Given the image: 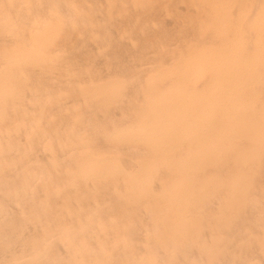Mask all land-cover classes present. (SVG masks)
I'll return each mask as SVG.
<instances>
[{"label":"rangeland","instance_id":"obj_1","mask_svg":"<svg viewBox=\"0 0 264 264\" xmlns=\"http://www.w3.org/2000/svg\"><path fill=\"white\" fill-rule=\"evenodd\" d=\"M104 1H103L104 4H102V0H0V2H2V4L0 3L1 4L0 5V12H1V14H0V27H1L0 32L2 31V32H5L7 34L6 35L5 33H0L1 34L0 40H2L3 34L6 36L9 35V37H6V36L3 37V38H6L5 42H3L4 39L0 42V61H1L0 62V65H1L0 66L1 67V69H0V136H1L0 148H3V149H0V155L3 154L2 155L3 158L0 159V185H1L0 186V199H1L0 200V216H2V217H0V223H1L0 224V232H2L4 229H6V230L8 229L7 231L9 232L8 233L6 230H4L2 232V234L0 233V235L3 236V237L2 236L0 237L1 238L0 243H2V244H0V250L2 249L1 250L2 252L0 251V254L1 253L3 254V257H2V254L0 255V258H1L0 260H2V262L0 261V264H2V263L3 264H11V263L12 264L13 263L14 264L15 263L16 264H18V263L24 264L25 262L27 264H30V261H31V264H39V263L44 264V262H45V264L46 263L48 264V262H49V264H63V262H65L64 264H73L74 259H76L74 263L77 262L78 264L79 263L80 264H86V263H88V264H123L124 262L126 264H132V262L134 260L135 261L133 262V264H139V263L140 264H144V263L145 264H149V263H151V264H155V263L156 264H160V263L166 264L165 260L167 262V260H169V259H170V261L168 262V264H170V263L171 264H182V263L184 264L183 259L185 261L187 255H189V256H187V260L185 261V264H189V263L192 264L193 260H194L193 264H199V262H200V264H209V262L211 263V261H212L211 264H227V262H230V260H231V262L229 264H231L232 262H233L232 264H234V263L236 264L237 263L236 261H238L237 264H240L242 259L244 260L243 262H245V261L246 262L245 263L242 262L241 264H246V263L248 264L249 261L245 260V258L250 259L249 264H254V263L255 264H264V260H263V258H264V256H263L264 255L263 254L264 253V250H263L264 249V244H263L264 240L262 239L263 238L262 235H264V220H263L264 219V206L262 209L260 208V207H262V205H264V203L262 204V202H261V201L264 202V200H263L264 199V197H263L264 196V182H263V180H264V173H263L264 172L263 171L264 170V167H263V164H264V162H263L264 161V106H263L264 105V94H263L264 93V0H191L193 5L190 2V0H158V1L157 0H151V1L136 0L135 2L132 0H131V2H129V0H127V1L124 0L127 3L122 1V0H120V1L119 0H117V1L116 0H104ZM159 1H160V3H159ZM119 2H120V4H119ZM148 3L149 4L151 3V4L149 5ZM152 3L155 6L156 5L157 6L154 7V5H152ZM169 3H170V5H169ZM107 5L109 8L108 7L106 8ZM131 5L132 6L134 5V9H133L134 11L131 10L132 8L129 9ZM17 6H18V8H17ZM178 6L180 9L178 8ZM188 6H190V8ZM6 7H7V9H6ZM120 7H121V9H120ZM181 7L183 10L181 9ZM192 7L195 9L191 10ZM227 7L228 8L231 7V8L228 9ZM137 8H138V10H137ZM174 8H176V10ZM106 9H108L109 12L106 13V11H108ZM147 9H149V10H147ZM153 9H154V11H153ZM172 9H174V10H172ZM188 9H189V11H188ZM122 10H125L124 11L125 13ZM128 10H129V12H128ZM179 10H180V13H179ZM190 10L192 11V13ZM13 11L15 12V15H14ZM126 11L128 12V14ZM132 11L134 12V14L132 13ZM144 11H145V13H144ZM150 11H151V14H150ZM162 11H163V14H162ZM156 12H158V14ZM166 12L169 15H167ZM260 12H262L263 14L261 13V15H260L259 14ZM104 13H105V15H104ZM119 13H121V14H119ZM129 13H130V15L132 14V16L135 14H137V15L139 14V15L138 16L135 15L137 17L134 19L135 16H133V18H132V16H130ZM123 14H125V17ZM194 14L196 17L194 16ZM204 14H205V16H204ZM46 15H47V17H46ZM119 15L120 16L123 15V17L118 19ZM162 15H163L164 19L166 18V21H167V24L169 25V27L165 23L166 21L163 19ZM178 15H179V17H178ZM14 16H16V17H14ZM158 16H160V17H158ZM169 16L171 17V19ZM175 16H177V17H175ZM187 16H189V17H187ZM57 17H58V19H56ZM204 17H206V18H204ZM76 18L79 19L78 22H77ZM100 18H102L103 21ZM130 18H132V20ZM182 18H183V20H182ZM201 18H202V21L200 22ZM18 19L21 20V22ZM160 19H162V21H165V22H162ZM178 19H179V21H178ZM135 20H137V21H135ZM1 21H2V23H1ZM79 21H81V23ZM82 21H84L83 23L85 25L82 23ZM124 21H125V23H122V24L124 25L127 23L126 26L119 24V22L121 23ZM258 21H260V22H258ZM24 23H26V24H24ZM78 23L80 24L81 27L78 25ZM88 24H89V26H88ZM137 24H140V26L139 25L136 26ZM226 24H227V26H226ZM40 25H41V27H40ZM110 25H111V28H110ZM118 25H120V26L116 27ZM141 25H143L144 27ZM76 26H77V28H76ZM86 26H87V28H85ZM121 26H123V27H121ZM130 26L133 28H131ZM31 27H33L34 30H32ZM107 27H108V30H107ZM171 27H172V29H171ZM5 28H7V29H5ZM119 28L121 29V31L119 30ZM124 28H126V29H124ZM163 28H165V29H163ZM233 28L236 30H234ZM23 29H25V31H23ZM27 29H28V31H27ZM79 29H81V31L82 32L84 31V32L81 33V31ZM168 29H170V30H168ZM3 30H5V31H3ZM40 30L41 31L43 30V32H41ZM78 30H79V32H78ZM116 30H117V32H116ZM152 30H154L155 32H153ZM94 31H96V32H94ZM118 31H119V34H116L118 36L115 37L114 33H118ZM122 31L123 32L126 31V33L124 34V33H122ZM139 31L141 34L137 35L136 33H138ZM143 31H145V32H143ZM28 32H30V33H28ZM72 32H74V33H72ZM120 32H121V34H120ZM10 33H11V35H10ZM32 33H33V35H32ZM70 33H71V35H70ZM157 33H159L160 35ZM192 33H193V35H192ZM241 33H242V35H241ZM39 34L41 35V37ZM73 34H76L77 36L76 35L72 36ZM84 34H85V36H84ZM92 34L94 35V37L92 36ZM101 34L104 36L101 37ZM150 34L153 36H151ZM12 35H13V38H12L13 42H11L12 39L10 38V37H12ZM120 35L123 36L121 40H120V38H121ZM29 36H30V38H29ZM107 36L109 39L107 38ZM139 36L142 37V39H144V40H142V39L140 40ZM160 36H164L165 38L160 37ZM179 36H180V38L177 39L176 37H179ZM124 37H126V38H124ZM156 37H157V39H156ZM256 37H258V38H256ZM58 38H59V40H58ZM181 38H184V40L183 39L181 40ZM30 39H31V41H30ZM114 39L116 41H120V42H116ZM125 39H127V40H125ZM134 39H136V40L134 41ZM154 39H156L158 42L156 41V43H155ZM160 39H161V41H160ZM162 39H164V40H162ZM92 40L93 41L95 40V41L93 42ZM151 40H153L154 42L152 43ZM188 40H190V41H188ZM7 41H9L8 42L9 45H8ZM15 41H18V43ZM19 41H21L23 44H21V42H19ZM57 41H59V42L57 45H55ZM108 41L112 44L111 45L112 48L114 46V48H113L114 52H113V49L110 47V43ZM139 41H140V43H139ZM141 41H143V42H141ZM146 41H147V43H145ZM70 42H71V44H69ZM123 42L126 45L123 44ZM179 42H180V45H179ZM11 43H12L13 48L10 45ZM60 43H62V44H60ZM104 43H105V45H104ZM127 43L128 44L134 43V44L128 45ZM181 43H182V45H181ZM17 44H19V46ZM92 44H93V46H95L94 47L95 50H94L93 46H91ZM98 44L100 46H102L101 47L102 49L103 48L104 49L102 50L100 48V46H98ZM141 44H145V46L141 45ZM146 44L147 45L149 44V46H147ZM209 44H210V47H209ZM236 44H237V46H236ZM106 45H107V47H106ZM116 45H118V46H116ZM123 45H125V46H123ZM153 45L154 46L157 45L156 46L157 50H156V47H153ZM88 46H89V48H88ZM120 46H121V49H123L122 50L123 52H121V49H119L120 50V53H119L118 48H120ZM131 46H132V48H131ZM243 46H245V47H243ZM255 46H257V48ZM79 47H81L80 48L81 50L78 49ZM108 47L110 48V50H108ZM250 47L252 49H250ZM8 48H9L10 54H12V52H13L12 56L9 55L8 51L6 52V50H8ZM91 48H92V52L90 51ZM153 48L155 51H152ZM14 49H17V51L16 50L14 51ZM69 49H71V50H69ZM169 49L172 51H168ZM235 49H236V51H234ZM1 50L2 51L5 50L4 51L5 54L1 53L2 52ZM10 50H12V51H10ZM19 50L23 53H21ZM93 50L97 51V52H94ZM142 50H143V52H142ZM214 50L217 52H215ZM98 51H99V53H98ZM160 51L162 53H160ZM44 52H45V54L43 55ZM174 52H176V53L178 52V53L175 54ZM239 52H240V54H238ZM29 53L32 55L30 56ZM49 53L50 54L54 53L52 55H55V56L49 55ZM79 53H81L82 55L84 54L83 57H85L86 59H84L81 56V54H79ZM123 53H125V54H123ZM140 53H142L141 56H140ZM143 53L146 55H144ZM153 53L154 54L156 53V54L154 55ZM157 53H158V55H157ZM210 53L212 55H210ZM214 53H215V55H214ZM6 54H7V56H6ZM231 54H232V56H231ZM39 55L44 56V57H39ZM102 55H104L105 58ZM125 55H126V58H128V59L125 58ZM142 55H144V56H142ZM174 55H176V56H174ZM216 55H218L220 58L218 56L216 57ZM45 56H47V57H45ZM90 56H91V58H90ZM92 56H94V58ZM112 56H114L113 59H112ZM246 56H248V57L246 58ZM118 57H119V59H118ZM121 57H123V59ZM143 57L145 59L149 60L148 63H147V60L144 61ZM150 57H153V59L150 60ZM171 57H173V58H171ZM46 58H47V60H46ZM100 58H103L105 60L107 59L106 64H105V60L103 61V59H101L102 61H100V62L103 64V66L99 65L100 63H98ZM120 58H121V60H120ZM82 59H83V61H82ZM96 59H97V61H96L97 63L95 62ZM110 59H112L114 61L111 60V62H110ZM225 59H226L227 63L224 61ZM124 60L125 61L127 60V61L124 62ZM129 60H130V62H128ZM165 60H167V62ZM229 60L231 61L230 63H229ZM75 61L78 62L77 66L73 65V64L76 65ZM89 61H91V62H90V65L88 66L87 64H89ZM118 61L120 62V64H118L119 63ZM160 61H162V62H160ZM46 62L48 65L46 64ZM79 62L81 65H79ZM82 62H83V64H82ZM115 62L116 63L118 62V63L116 64ZM7 63H8V65H7ZM108 63L111 65L108 67L110 71H108V68L106 67L108 65ZM112 63L113 64L115 63L116 65L115 64L112 65ZM142 63L143 64L145 63L144 66ZM42 64L44 66H42ZM84 64H86L87 67L84 66ZM137 64H138V66H137ZM147 64H149V65L152 64L151 66H149V69H146L148 66ZM17 65H19V69L21 67L20 70H18ZM22 65H23V68L27 72L24 71V69H22ZM24 65H26V66H24ZM45 66L47 69L44 68ZM80 66H82V68ZM97 66H98V68H97ZM99 66H102V67L99 68ZM104 66H105V68H104ZM135 66L137 68H135ZM140 66L141 67L143 66V67L141 68ZM12 67L14 68V70L12 69ZM33 67L39 68L37 70H40V72L37 71L36 68H33ZM93 67H94V70L97 68L96 71H100L101 74L99 75V73H97V72L94 73L95 71L93 70ZM115 67H116V69L120 68L121 70L118 69L116 71ZM122 67H125V68H122ZM27 68H29V69H27ZM55 68H57L56 71H55ZM67 68H68V70H67ZM69 68L71 70H69ZM74 68L78 69V71ZM85 68H88L89 72L85 71L86 70ZM101 68H102V70H101ZM131 68H133V69H131ZM49 69L51 70V72ZM52 69H53V71H52ZM60 69H62L63 73H66L64 71H67V73L66 74L61 73L59 75V73L61 71ZM104 69L105 70L107 69V71H108V72L106 71L107 74H105L106 72ZM134 69H139L138 72H140V73L139 74L137 73V75H136L137 70H134ZM45 70H47V71L49 70V73L46 74L47 71H45ZM74 70H76V71H74ZM132 70H133V72H131ZM13 71H15V72L17 71V72L14 73ZM20 71H21L22 76L24 75L23 77H21V74L19 73ZM58 71H59V73H58ZM70 71H74V73L73 72L70 73ZM114 71H115V73H114ZM123 71H125V72L123 73ZM242 71H243V73H242ZM36 72H37V74H36ZM52 72L54 75L52 74ZM56 72L58 74H56ZM85 72L88 73L87 74L88 77H85L86 74H83ZM91 72H93V74H94L93 78L91 77L93 75ZM225 72L226 73L228 72V73L226 74ZM31 73H32V75H31ZM42 73H44V74H42ZM75 73H76V75H75ZM16 74L17 75L19 74V75L17 76ZM38 74L41 76H39ZM80 74L81 75L83 74L84 76L82 75L79 77ZM113 74H115V76ZM120 74H122V75L120 76ZM216 74H218V76ZM49 75L51 76V78ZM65 75L66 76L68 75L67 76L68 78H66ZM71 75L74 77H72ZM98 75H99V78H98ZM101 75H103L105 77H102ZM34 76H35L36 80L33 79ZM60 76H63V77L65 76V78H63V77L61 78ZM77 76H78V78H75ZM48 77H49V79H48ZM53 77H55L54 81H53ZM56 77H58V79H56ZM114 77H116V78H114ZM229 77H230V79H228ZM44 78H45V80H44ZM70 78L73 79L72 82L75 83V86H74V84L72 82H70L71 83L70 86H73V87H71L74 89L73 91H72V89L70 91V86L68 85V82L66 81V80L71 81ZM74 78L76 80L77 79L78 80L75 81ZM80 78H82V79H80ZM94 78H95V80H94ZM89 79H90V81H89ZM137 79H138V81H137ZM197 79H199L198 82H197ZM204 79H205V81H204ZM225 79L227 81H225ZM236 79L238 80V82ZM48 80H50V81H48ZM59 80L61 83L59 82ZM221 80H222V82L220 83ZM18 81H19V83H18ZM64 81H65V83H63ZM78 81H79V83L77 84ZM83 81H84V84H83ZM91 81H92V83H91ZM212 81H213V83H212ZM57 82H59V83L57 84ZM96 82H97V84H96ZM128 82H130V83H128ZM208 82H210V83L208 84ZM231 82H232V84H231ZM41 84H44V86ZM88 84H89V86L90 85H92V86L89 87V86H87ZM138 84H139V86H138ZM212 84H214V85H212ZM48 85H49V87H48ZM55 85H57V87H55ZM58 85H61V86H58ZM126 85L129 86V88ZM133 85L135 88H133ZM50 86L52 89H50ZM83 86H86L87 90H85V87L83 88ZM131 86H132V88H131ZM160 86H162V87H160ZM229 86H233V87H229ZM75 87H77V90ZM87 87L89 88V90ZM126 87L129 89V91H127ZM81 88H82V91L80 92ZM55 89H57V90H55ZM59 89H62L61 91H63V92H60ZM83 89H84V91H83ZM204 89H206L207 91ZM219 89H221V90H219ZM32 90L34 92H32ZM65 91H67V92H65ZM125 91H127V92L124 94ZM204 91H205V93H204ZM25 92H27L28 94ZM31 92H32V94H31ZM128 92H130V93H128ZM131 92H132V95H131ZM222 92H224V93H222ZM50 93H52V94H50ZM80 93L82 96L80 95ZM139 93L140 94L142 93L143 96H142V94L140 95ZM200 93H203V94H200ZM218 93H219V96H218ZM252 93H253V95H252ZM47 94H49L50 97ZM224 94H226V96ZM26 95H30L32 97L31 98L30 96H27V98H28L27 102H28L29 106H28V104L22 105L23 103H27V102H25V100H27ZM32 95H34V96L37 95L38 98L34 97ZM89 95H90V97H88ZM138 96L139 97L142 96L141 97L142 99H139ZM177 96H179V97H177ZM180 96H182V97H180ZM67 97L69 98V100L72 103L67 99ZM91 97H92V99H91ZM261 97H262V99H261ZM81 98H83V99H81ZM125 98H128V99H125ZM55 99H57L58 101L54 102V101H56ZM74 99H76V100H74ZM80 99H81V101H80ZM188 99H190L191 101ZM256 99H257V101H256ZM59 100L62 102V106H61L62 108L60 107V105L57 106V104L61 103ZM82 100H83V102H82ZM85 100H87V101H85ZM118 100H119V102H117ZM136 100H138V101H136ZM215 100H217V101H215ZM11 101H12V103H11ZM20 101H21V104L18 103ZM35 101H36V103H38V105L35 103ZM253 101H255V102H253ZM9 102L11 105L9 104ZM64 102H67V103L64 104ZM68 102H69V104H68ZM115 102H117V103L115 104ZM128 102H129V105H128ZM177 102H179V104ZM204 102H205V104H204ZM221 102H222V104H221ZM231 102H233V103H231ZM48 103H50V106ZM55 103H57V104H55ZM73 103H75V104H73ZM76 103H78V104L76 105ZM80 103H82V104H80ZM33 104L34 105L36 104V105L34 106ZM131 104L134 106V109H133ZM14 105H17V106H14ZM18 105H20V106H18ZM64 105L66 107H64ZM70 105H74L73 109ZM83 105H84V108H82ZM114 105H115V107H114ZM121 105H122V109L120 108ZM191 105H192V108H190ZM254 105L256 106V108ZM39 106H40V108H39ZM69 106H70V108H69ZM18 107H19V109H21L20 111H18L19 110ZM32 107H34V108H32ZM51 107H53V108H51ZM63 107H64V111L62 112ZM112 107H114L115 110ZM177 107L179 109H177ZM180 107L181 108L183 107L182 110L180 109ZM8 108H10L11 111H9ZM130 108H131V110L136 109L137 112L135 111V114L133 115L132 112L134 113V111H131ZM170 108H172V109H170ZM196 108H198V109H196ZM57 109H59V111ZM126 109H127L128 115L126 113ZM100 110H102V112ZM118 110H120V111H118ZM122 110H125V111L122 112ZM12 111L14 114L12 113ZM29 111H30V113H29ZM82 111L86 112V113H83ZM96 111H98V115H97ZM236 111H237V113H236ZM25 112H27V113H25ZM31 112H32V114H31ZM58 112H60L61 114ZM116 112L119 113L120 115H118ZM162 112L165 114H163ZM91 113H92V115H91ZM100 113L102 116L100 115ZM112 113L114 116L113 115L111 116ZM77 114L80 115V117H78ZM122 114H124V115H122ZM15 115L17 117H14ZM18 115H19V117H18ZM72 115H73V117H72ZM83 115H85V116H83ZM125 115H127V116L125 117ZM129 115H130V117H129ZM35 116H38V117L36 118ZM65 116H66V118H65ZM116 116L118 119L116 118ZM132 116H134V117L132 118ZM127 117H128V119H127ZM235 117H237V119H235ZM39 118H40V120H39ZM46 118H47V120H44ZM119 118L122 120H120ZM12 119H13V122H12ZM32 119L34 120V122ZM58 119H60V120H58ZM95 119H96V121H95ZM115 119H117V120H115ZM132 119H134L135 121ZM225 119L227 121H225ZM10 120L12 123L10 122ZM253 120H255V121H253ZM29 121H32L33 123L29 122ZM107 121L109 123L113 122L114 127L111 124L109 125L110 126L109 127L107 125L108 124ZM42 122H44L45 124H43ZM114 122H116V123H114ZM121 122L123 124H119ZM4 123H6L7 125ZM26 123L27 124L29 123L28 125L30 127L28 126L26 128V126H27ZM61 123H63L66 127ZM154 123H155V125H154ZM202 123H203V125H201ZM235 123H237V124H235ZM3 124H4V126H3ZM25 124H26V126H25ZM83 124H85L87 127L85 125L82 126ZM177 124H179V125H177ZM194 124L196 127L194 126ZM8 125H9V127H8ZM32 125H34V127ZM69 125H70V127H69ZM75 125H76V127H75ZM135 125L137 128L139 127L138 130L137 129L134 130ZM131 126H133V128H131ZM147 126L149 127V129ZM193 126H194V128H193ZM203 126H206V127H203ZM1 127L4 129L6 128L9 131H7L6 129L5 130L2 129ZM19 127H20V129L22 128V130H20ZM31 127H32V129H30ZM178 127H179V129H177ZM239 127L241 129H239ZM124 128H126L127 132H124L125 131ZM211 128H213V129H211ZM96 129H97V132H96ZM66 130H67V133H65ZM83 130H85V131H83ZM99 130H101L102 132H100ZM189 130L191 132H189ZM224 130H227V131H224ZM89 131H92V133L90 132V134H89ZM117 131L119 132V135H118ZM151 131H152V133H151ZM193 131L195 133H193ZM241 131L243 132V134ZM3 132H5L4 134H6V137L2 136ZM98 132H100V133H98ZM121 132H124V133L122 134ZM11 133L13 134V136L9 135ZM79 133H81V134H79ZM120 133H121V135H120ZM20 134H21V136H20ZM23 134H26L27 136L24 137L25 135L23 136ZM92 134H94L95 136L92 137ZM99 134H101V135H99ZM98 135H99V137H98ZM2 137H4L5 139ZM77 137H79V139ZM88 137H90V138H88ZM20 138H22V139H20ZM115 138H117L116 141L118 143L115 141ZM232 138H234V139H232ZM1 139L4 140V142ZM10 140H12V141H10ZM18 140H21V141H18ZM212 140L215 142H213ZM239 140H240V142H239ZM22 141H24V143ZM208 141H210V142H208ZM4 143H5V145H4ZM54 143L57 145H55ZM184 143L186 145H184ZM3 145H4V147H3ZM99 146H100V148H99ZM130 146H132V147H130ZM137 147H139V148H137ZM74 148H75V150H74ZM103 148H106V149H103ZM58 149L61 153H59ZM94 149H97V150H94ZM101 149L104 151H101ZM120 149H121V152H120ZM127 149H129V150H127ZM141 149H144V151H142ZM124 150H126V151H124ZM137 150H138V152H137ZM180 150L182 151V154L184 155L185 159H184V157H182ZM99 151L104 152V154L100 153ZM116 151H117V154H116ZM134 151H135V153H134ZM109 152H111V153H109ZM142 152H144V153H142ZM95 153L96 154L100 153V154L99 155L97 154L98 155L97 156ZM123 154H125V155H123ZM126 154L127 155L130 154L131 156L130 155L127 156ZM144 154H146V156ZM71 155H73L72 156L73 158L71 157ZM120 155L124 156V158H122ZM136 155H137V158H139V160H137V162L135 160ZM186 155H187V157H186ZM57 156H59V157H57ZM105 156H108L109 159H108V157H107V159L101 158V157H105ZM138 156H141L142 158L138 157ZM62 157H65L66 159H64ZM96 157H98V159ZM133 157H134V159H133ZM0 158H1V156H0ZM59 158H62V160L60 159V161H59ZM117 158H119V159H117ZM121 158H122V160H121ZM140 158H141V160H140ZM124 159H126V160H124ZM127 159L129 161H127ZM66 161H67L69 166L67 165ZM69 161L73 165H71V163ZM125 161H127V163H124ZM60 162H62L63 164ZM98 162H99V164H98ZM112 162H113V164H112ZM131 162L132 163L134 162V163L132 164ZM261 162H263V164ZM122 163H124L125 165H123ZM121 164H122V166H125V167H128V165H129L130 168L129 167H128L129 169L124 168L121 166ZM134 164H136L137 166L136 165L134 166ZM93 165H94V167H92ZM98 168H99V170H98ZM131 168H132V170H131ZM161 168H163V169H161ZM37 170H39V171H37ZM141 171H143V172H141ZM229 172H231V173H229ZM30 173L33 175V177ZM42 173H43V175H42ZM126 173L129 177L126 175ZM139 173H141V174H139ZM15 174H16V176H15ZM165 174H167V175L165 176ZM79 175H81V176H79ZM156 175H157V178H156ZM162 175H164L163 176L164 178L162 177ZM198 175H201V176H198ZM118 176H119V178H118ZM204 176H205V178H204ZM122 177L125 178L124 181H127V182L122 181V184H121L120 180H123ZM4 178H5V180H4ZM85 178L87 181L85 180ZM28 179H30V182L28 181ZM167 179H168V181H167ZM53 180H56V181H53ZM107 180H108V182H107ZM116 180L119 182H117ZM154 180H155V182H154ZM215 181H217V182H215ZM38 182H39V184H38L39 186L36 185V183H38ZM114 182L117 186L114 185ZM162 182L164 185L161 184ZM88 183L93 187L92 189H94V190H92L91 187L90 188L88 187V186H90ZM108 183H110V184H108ZM143 183L147 186L145 187L144 185H142ZM155 183H156V185H160V186H155ZM23 184H25V185H23ZM87 184H88V186H87ZM104 184L105 185L107 184L108 186H105ZM31 185H32V188H31ZM97 185H98V187H100L99 189H98V187H96ZM118 185H122V186H120V188H119ZM126 185L129 186L130 188L127 187ZM9 186H11V187H9ZM36 186L39 188H37ZM108 187H110V188H108ZM24 188H26V189H24ZM42 188H44V189H42ZM118 188L121 190L120 191L121 195L119 194ZM122 188H124L125 191ZM13 189H14V192H13ZM38 189L41 190V191H39V193L40 192H42V193L39 194L37 191ZM48 189H50V190H48ZM104 189H105V191H104ZM160 189H163V190L158 191ZM24 190H26V191H24ZM98 190H101V191L98 192ZM152 190H156V191H152ZM27 191L29 194L25 193ZM107 192H108V194H106ZM220 192H221V195L223 193L224 194L226 193L224 196L222 195L223 197H225L224 199L221 195H219ZM23 193H24V195H23ZM255 193L259 194V195H255ZM27 194L29 196H27ZM41 194H43V195H41ZM39 195H41V196H39ZM71 195H72V197H71ZM95 195H98L99 197L95 196ZM102 195H104V196H102ZM109 195H111V196H109ZM119 195H120V197H119ZM42 196H46V197H42ZM9 197H10L11 203L7 201V200H9ZM15 197H17L18 200H16L17 198H15ZM96 197H97V201H96ZM248 198H251V199L248 200ZM52 199H54V200H52ZM56 199H58V200H56ZM70 199H71V201H70ZM105 199H107L106 200L107 202L105 201ZM215 199H217V200L219 199L218 200L219 203L216 202L217 200H215ZM238 199H240V200H238ZM15 200L18 203H15ZM127 200H129V201H127ZM256 200H258V202ZM47 201H48V203H47ZM56 201H57V204H56ZM58 202H60V203H58ZM9 203H10V206H9ZM25 203H27V204H25ZM83 203L85 204V207H84ZM153 203L155 204L154 205L155 207L153 206ZM250 203H252L253 206ZM6 204H8V207ZM143 204L147 208H145V206ZM159 204H160V206H159ZM18 205H20V206H18ZM27 205H29V206H27ZM90 205H92V207L94 205V207L92 208ZM142 205H143V207H142ZM216 205H217V208H214ZM15 206H17V207H15ZM24 206H27L26 207L27 209H25ZM30 206H31V208H30ZM109 206H111V207H109ZM212 206H213V209L215 210L214 212L212 209H211L212 211L210 210V208H212ZM247 206H249V207H247ZM32 207L34 208V210ZM102 207H104V208H102ZM139 207H140V210H138ZM14 208H16L17 210ZM36 208H37V210H36ZM106 208H107V210H106ZM141 208H142V210H141ZM160 208H161V210H160ZM250 208L253 210V212L251 211ZM255 208H257V209H255ZM101 209H102V211H101ZM104 209H105V211H104ZM136 209L139 212H137ZM207 209H209V210H207ZM13 210L16 212H13ZM18 211L20 212V214ZM30 211H32V212H30ZM58 211H59V213H58ZM129 211L131 212V214H130L131 216L128 218L129 213H130ZM151 211H153V212L156 211V212H154V216H153V212H151ZM210 211L213 212V215L210 214ZM56 212H57V214H56ZM62 212H64V213L62 214ZM71 212H74V213H71ZM104 212H105V214H104ZM157 212H160V213H157ZM166 212L169 215L168 217H165L164 213H166ZM228 212H230V214ZM245 212H247V213H245ZM14 213H16V214H14ZM24 213H25V215H24ZM137 213L141 214V215H139L141 218L138 216ZM217 213H219V214H217ZM9 214H11V216ZM64 214H65V217H67V219L65 218L66 220L64 219ZM143 214L145 215V218H143L144 217ZM157 214H159L161 217ZM167 214H166V216H167ZM220 214L222 216H220ZM19 215L22 217H20ZM52 215H53V217H52ZM115 215H117V216H115ZM124 215H125V217H124ZM142 215H143V217H142ZM184 215L186 217H184ZM45 216H46V218H45ZM49 216H50V218H49ZM163 216H164L165 220L163 219ZM199 216L200 217L202 216V217L200 218ZM212 216H213V218H212ZM258 216H260V217L258 218ZM57 217H59V218H57ZM106 217H107V219H106ZM119 217H121V218H119ZM138 217L140 218V220L138 219ZM170 217H172V218H170ZM205 217H207V218H205ZM209 217H211V218H209ZM214 217H215V219H214ZM261 217H263V218H261ZM17 218H21V220L20 219L18 220ZM134 218H136L138 221H143V222H141V223L139 222V224H137L138 221L137 220L135 221ZM254 218H256V219L254 220ZM260 218H261V220H260L261 223L263 222L262 224L259 223L260 221L258 219H260ZM72 219L74 221L76 220L77 223L73 222ZM208 219H210V220L208 221ZM251 219H253V220H251ZM54 220H56V221L52 222ZM133 220H134V222H131ZM243 220L246 222H244ZM65 221H66V223H65ZM104 221H105V224H104ZM202 221H203V223H202ZM205 221H207V224L204 226V224L206 223ZM15 222H17V223H15ZM41 222H43V223H41ZM44 222H46V225L44 224ZM50 222H51V224H50ZM112 222H113V224H112ZM135 222H137V223H135ZM198 222L200 225L197 224ZM254 222L255 223L258 222L259 225H257L258 223L255 224ZM34 223L36 226H34ZM69 223L70 224L72 223V225H70ZM181 223H184V224H181ZM249 223H251V224H249ZM23 224H25V225L27 224L28 227L23 225ZM40 224H42V225H40ZM140 224H142V227H140L141 226ZM147 224H149V225H147ZM237 224H239V225H237ZM38 225H40V226H38ZM61 225H62V227H61ZM79 225H80V227H79ZM108 225H110V227ZM146 225L148 226V228L146 227ZM150 225H153L154 230L151 229L152 226H150ZM176 225H178V226H176ZM19 226H22V227L19 228ZM33 226H34V228H33ZM89 226H91V227L89 228ZM143 226H145V227H143ZM170 226H172V227H170ZM249 226H250L251 230H247V229H249L248 228ZM69 227H71L70 230H69ZM173 227H174V229H173ZM252 227L253 228L257 227V230L253 229ZM259 227H260V229H259ZM27 228H30V229H27ZM35 228H37V229H35ZM140 228L141 229L145 228L147 230L144 231V229L141 230ZM156 228H157V230H156ZM160 228L162 229V232H164L163 234L160 232L161 231ZM164 228H166V229H164ZM193 228L199 229L198 230L199 232L197 230L195 231V229H193ZM203 228H205V229H203ZM90 229H92V230H90ZM95 229H97L99 231H97ZM158 229H160L159 230L160 234L158 232ZM29 230L31 231V233ZM39 230H40V232H39ZM63 230L64 231L66 230V231L64 232ZM84 230H85V232H84ZM127 230H129V231H127ZM138 230L140 233H142L141 231H143V233L146 232V233H144L145 235L142 234V237H141V235L139 236ZM150 230H153L154 232L152 231L153 232L152 233ZM87 231H88V234H87ZM124 231H127L128 234H127V232H124ZM135 231H137V232H135ZM191 231H192V233H191ZM215 231H216V233H215ZM249 231H251V232H249ZM94 232L96 234H94ZM248 232H249V234H248ZM189 233H191L195 236L189 235ZM196 233L198 234L197 236H196ZM202 233H204L203 235H204V238L206 239V241L203 238ZM207 233H211V234H213V236L211 234L207 235ZM27 234L28 235L30 234L31 237H30V235L28 236ZM57 234H58V236H56ZM233 234H235L236 237ZM255 234H256V236H255ZM106 235H107V237H106ZM250 235L251 236L254 235L255 238L254 237L250 238ZM103 236H104V238H103ZM124 236H126V237L124 238ZM206 236H208L210 240H207L208 237H206ZM245 236L247 239L245 238ZM247 236H249V237H247ZM115 237H117V239ZM33 238H34V240H33ZM107 238H110V239L108 240ZM136 238H138V240ZM140 238H141V240H140ZM256 238L260 239L263 243L261 241L258 242V240ZM4 239L6 240L5 243H3ZM57 239H59V240H57ZM106 239L108 242H106ZM128 239H129V241H128ZM134 239H135V241H134ZM148 239H149V241H148ZM103 240H105V241H103ZM144 240H146V241H144ZM181 240H184V241L180 242ZM187 240H189V241H187ZM244 240H245V242H244ZM16 241L18 242V246H17ZM21 241H23V244ZM34 241H35V243H34ZM63 241L65 244L63 243ZM190 241H191V243H190ZM216 241H218L217 244H216ZM239 241L244 242L243 245H242V243H239ZM251 241L252 242L254 241L256 243L254 244V242L252 243ZM14 242H16V243H14ZM90 242H93L94 244L90 243ZM118 242H119V244H118ZM153 242H155V243H153ZM179 242H180V244H179ZM236 242H237V244H236ZM248 242L250 245L248 244ZM257 242H258V244L261 242L260 244H262V245L259 246L260 244L258 245ZM6 243H8V244H6ZM20 243L22 244V246L19 247V245H21ZM31 243H32V246H31ZM111 243H113V244H111ZM120 243H121V246H120ZM148 243H149V245H148ZM150 243L152 244V246H150ZM183 243L185 245H183ZM209 243L211 245H209ZM238 243H239V245H238ZM4 244H5V246H4ZM55 244H56V246H55ZM89 244H92V245H89ZM156 244L158 245V247ZM190 244H192V246H190ZM232 244L235 245V246L233 245L234 246L233 248H232V246H229ZM1 245L3 247H1ZM23 245H25V246L23 247ZM26 245H27V247H26ZM28 245H29V247H28ZM45 245H46V247H45ZM93 245H95V246H93ZM132 245H134V246L132 247ZM174 245L176 247H174ZM212 245H213V247H212ZM236 245L240 246L239 247L240 249H237L238 247ZM252 245L253 246L258 245V246L252 247ZM135 246H137V247L142 246V247H139V248H141V249H139ZM184 246L185 247L187 246L186 249L191 248V250L190 249H189L190 251L188 249L186 250ZM227 246L229 248H227ZM249 246L252 249L249 248ZM4 247L6 248L5 252L3 251ZM35 247H37V248H35ZM53 247H55V248H53ZM118 247H119V250H118ZM230 247L232 248V253H231ZM12 248H13V251L11 252ZM26 248H28L27 251L24 250ZM97 248H98V250H96ZM158 248L160 249V251L158 250ZM180 248H181V250H180ZM192 248H194V249L197 248V249L192 250ZM226 248L229 250H226ZM242 248H244L247 252L244 251V249L242 250ZM253 248L254 249L256 248L257 250L256 249L254 250ZM7 249L13 255L8 254L10 252L7 251ZM29 249H30V251H28ZM36 249H38V250H36ZM102 249L104 250V252ZM109 249L111 252H108ZM137 249L139 251L143 250V253L139 252ZM176 249H177V251H175ZM212 249H213V251H212ZM248 249L250 251H248ZM260 249L263 250V251H261V252H263L262 254L259 251ZM44 250H45V252H44ZM220 250H222V252ZM25 251L27 254L23 253ZM120 251L122 254L120 253ZM151 251H152L153 255H156V256H153ZM157 251L160 254H158ZM191 251H193V252H191ZM194 251L196 252L195 255L198 253L200 255L198 254L197 256H195L193 254L194 255L193 256L192 253H194ZM203 251L206 253H202ZM218 251H220V252H218ZM233 251L234 252L236 251V254ZM237 251H239V252L237 253ZM243 251L246 252L247 254L243 253ZM14 252H15V254H14ZM28 252L31 253L32 256H30ZM37 252H38V254H37ZM57 252H59V254ZM61 252H62V254H60ZM127 252H128V254L130 253V255H128ZM147 252L148 253L150 252V254H148ZM166 252L168 253V255ZM182 252H183L182 256H180V257L176 256V255H179L177 253H180V255H181ZM200 252L204 255L202 256V254ZM249 252L252 253L253 256ZM63 253L66 254V256H64ZM119 253L122 256H120ZM161 253H163V254H161ZM208 253H210V254H208ZM228 253L230 256H229V259H226V257H228ZM35 254H37V255H35ZM157 254H158V259H160V257H161V260H157ZM254 254H255V256H254ZM22 255H23V257H22ZM24 255H26V257ZM141 255L143 256V258ZM169 255H171V257ZM210 255H211V257H210ZM245 255L248 257H246ZM260 255H262L263 258ZM90 256H92V257H90ZM114 256H116V257H114ZM125 256H126V258H125ZM173 256H176V257H173ZM199 256H200V258H199ZM219 256H220V258H221V256H224L221 258L222 261L218 258ZM241 256H242V258H241ZM256 256H258V257H256ZM259 256L261 257V259L259 258ZM11 257L14 258L15 260L18 257H20V259L22 261H20V259H18L19 261L16 260V261H18V262H16ZM119 257H121V258H119ZM138 257L141 260L138 259ZM155 257H156V259H155ZM215 257L217 258L216 261L213 260V259H215ZM238 257H239V259H238ZM8 258L9 259L11 258V260H9ZM22 258H24V259H22ZM35 258H38V261H40V262L38 263L37 259L35 261ZM66 258L68 259V261L66 260ZM115 258H116V260L118 259V261H116ZM123 258H124V260H123ZM196 258H198V260ZM201 258L203 259V261ZM207 258L208 259L211 258V260L210 259L208 260ZM255 258L256 259L259 258L260 261H258L259 259L255 260ZM4 259H5V261H4ZM27 259H30V260L25 261ZM171 259H175V260H171ZM205 259L207 260V262ZM251 259H254V260L252 261ZM8 260L11 262H9ZM23 260H24V262H23ZM42 260H46V261H43V263H42ZM32 261L34 263H32ZM190 261H192V262H190ZM256 261H257V263H256ZM4 262H6V263H4ZM201 262H203V263H201Z\"/></svg>","mask_w":264,"mask_h":264},{"label":"bare ground","instance_id":"obj_2","mask_svg":"<svg viewBox=\"0 0 264 264\" xmlns=\"http://www.w3.org/2000/svg\"><path fill=\"white\" fill-rule=\"evenodd\" d=\"M103 1H104V0H102V4H104ZM116 1H117V0H116ZM119 1H120V0H119ZM122 1H124V0H122ZM126 1H127V0H126ZM126 1H124V2H126ZM132 1L135 2L136 0H132ZM139 1H140V0H139ZM139 1H138V2H139ZM141 1H142V0H141ZM148 1H151V0H148ZM157 1H158V0H157ZM4 2H5V1H4ZM104 2H105V1H104ZM129 2H131V0H129ZM138 2H137V3H138ZM145 2H146V1H145ZM154 2H155V1H154ZM167 2H168V1H167ZM190 2H191V0H190ZM0 3L2 4V2H0ZM126 3H127V2H126ZM126 3H125V4H126ZM159 3H160V1H159ZM171 3H172V2H171ZM191 3H192V2H191ZM1 4H0V5H1ZM4 4H5V3H4ZM105 4H106V3H105ZM119 4H120V2H119ZM129 4H130V3H129ZM132 4H133V3H132ZM148 4H149V3H148ZM148 4H147V5H148ZM150 4H151V3H150ZM150 4H149V5H150ZM205 4H206V3H205ZM134 5H135V4H134ZM134 5H133V6L131 5L132 7L130 6L129 9L132 8L131 10H133V9H134ZM152 5H154V4L152 3ZM169 5H170V3H169ZM192 5H193V3H192ZM192 5H191V6H192ZM227 5H228V4H227ZM156 6H157V5H156ZM156 6L154 5V7H156ZM167 6H168V5H167ZM228 6H229V5H228ZM107 7H108V5L106 6V8H107ZM115 7H116V6H115ZM188 7L190 8V6H188ZM17 8H18V6H17ZM35 8H36V7H35ZM104 8H105V7H104ZM104 8H103V9H104ZM108 8H109V7H108ZM135 8H136V7H135ZM139 8H140V7H139ZM145 8H146V7H145ZM147 8H148V7H147ZM159 8H160V7H159ZM176 8H177V7H176ZM176 8H174V9L176 10ZM178 8H179V6H178ZM214 8H215V7H214ZM227 8H228V7H227ZM229 8H231V7H229ZM229 8H228V9H229ZM6 9H7V7H6ZM11 9H12V8H11ZM65 9H66V8H65ZM120 9H121V7H120ZM154 9H155V8H154ZM154 9H153V11H154ZM174 9H172V10H174ZM179 9H180V8H179ZM181 9H182V7H181ZM186 9H187V8H186ZM193 9H195V8L192 7L191 10H193ZM2 10H3V9H2ZM67 10H68V9H67ZM79 10H80V9H79ZM106 10H108V9H106ZM106 10H105V11H106ZM135 10H136V9H135ZM137 10H138V8H137ZM137 10H136V11H137ZM142 10H143V9H142ZM147 10H149V9H147ZM168 10H169V9H168ZM182 10H183V9H182ZM191 10H190V11H191ZM3 11H4V10H3ZM18 11H19V10H18ZM69 11H70V10H69ZM122 11L124 12L125 10H122ZM133 11H134V10H133ZM133 11H132V13L134 14ZM145 11H146V10H145ZM145 11H144V13H145ZM188 11H189V9H188ZM222 11H223V10H222ZM13 12H14V11H13ZM107 12H109V10L106 11V13H107ZM118 12H119V11H118ZM123 12H122V13H123ZM126 12H127V11H126ZM128 12H129V10H128ZM128 12H127V14H128ZM138 12H139V11H138ZM142 12H143V11H142ZM158 12H159V11H158ZM158 12H156V13L158 14ZM167 12H168V11H167ZM167 12H166V13H167ZM186 12H187V11H186ZM193 12H194V11H193ZM202 12H203V11H202ZM231 12H232V11H231ZM231 12H230V13H231ZM235 12H236V11H235ZM23 13H24V12H23ZM40 13H41V12H40ZM70 13H71V12H70ZM124 13H125V12H124ZM130 13H131V12H130ZM130 13H129V15H130ZM146 13H147V12H146ZM179 13H180V10H179ZM191 13H192V11H191ZM198 13H199V12H198ZM261 13H262V12H260L259 14L261 15ZM0 14H1V12H0ZM3 14H4V13H3ZM115 14H116V13H115ZM119 14H121V13H119ZM150 14H151V11H150ZM162 14H163V11H162ZM172 14H173V13H172ZM187 14H188V13H187ZM201 14H202V13H201ZM201 14H200V15H201ZM262 14H263V13H262ZM14 15H15V12H14ZM104 15H105V13H104ZM106 15H107V14H106ZM123 15H124V17H125V14H123ZM123 15H121V16L119 15V18H118V19L122 18ZM135 15H137V14H135ZM135 15H133V16H135ZM138 15H139V14H138ZM138 15H137V16H138ZM167 15H169V14L167 13ZM167 15H166V16H167ZM174 15H175V14H174ZM180 15H181V14H180ZM188 15H189V14H188ZM198 15H199V14H198ZM235 15H236V14H235ZM28 16H29V15H28ZM130 16H132V14H131ZM133 16H132V18H133ZM137 16H135L134 19H135ZM154 16H155V15H154ZM160 16H161V15H160ZM160 16H158V17H160ZM194 16H195V14H194ZM202 16H203V15H202ZM204 16H205V14H204ZM206 16H207V15H206ZM258 16H259V15H258ZM14 17H16V16H14ZM46 17H47V15H46ZM53 17H54V16H53ZM73 17H74V16H73ZM103 17H104V16H103ZM111 17H112V16H111ZM141 17H142V16H141ZM162 17H163V15H162ZM162 17H161V18H162ZM167 17H168V16H167ZM169 17H170V16H169ZM175 17H177V16H175ZM178 17H179V15H178ZM181 17H182V16H181ZM187 17H189V16H187ZM187 17H186V18H187ZM195 17H196V16H195ZM200 17H201V16H200ZM200 17H199V18H200ZM51 18H52V17H51ZM84 18H85V17H84ZM104 18H105V17H104ZM108 18H109V17H108ZM116 18H117V17H116ZM128 18H129V17H128ZM132 18H130V19L132 20ZM204 18H206V17H204ZM54 19H55V18H54ZM56 19H58V17H57ZM76 19H77V18H76ZM100 19L102 20V18H100ZM113 19H114V18H113ZM118 19H117V20H118ZM125 19H126V18H125ZM155 19H156V18H155ZM163 19H164V17H163ZM170 19H171V17H170ZM196 19H197V18H196ZM261 19H262V18H261ZM18 20H19V19H18ZM78 20H79V19H77V22H78ZM82 20H83V19H82ZM121 20H122V19H121ZM126 20H127V19H126ZM146 20H147V19H146ZM158 20H159V19H158ZM160 20L162 21V19H160ZM164 20L166 21V18H165ZM172 20H173V19H172ZM174 20H175V19H174ZM182 20H183V18H182ZM184 20H185V19H184ZM199 20H200V19H199ZM19 21L21 22V20H19ZM27 21H28V20H27ZM50 21H51V20H50ZM52 21H53V20H52ZM102 21H103V20H102ZM110 21H111V20H110ZM110 21H109V22H110ZM112 21H113V20H112ZM118 21H119V20H118ZM135 21H137V20H135ZM138 21H139V20H138ZM161 21H160V22H161ZM165 21H162V22H165ZM168 21H169V20H168ZM178 21H179V19H178ZM188 21H189V20H188ZM201 21H202V18H201L200 22H201ZM79 22L81 23V21H79ZM83 22H84V21H82V23H83ZM114 22H115V21H114ZM130 22H131V21H130ZM139 22H140V21H139ZM147 22H148V21H147ZM169 22H170V21H169ZM171 22H172V21H171ZM258 22H260V21H258ZM258 22H257V23H258ZM1 23H2V21H1ZM18 23H19V22H18ZM122 23H125V21H124V22H121V23L119 22L120 25H121ZM131 23H132V22H131ZM141 23H142V22H141ZM145 23H146V22H145ZM165 23L167 24V21H166ZM173 23H174V22H173ZM179 23H180V22H179ZM196 23H197V22H196ZM261 23H262V22H261ZM11 24H12V23H11ZM21 24H22V23H21ZM24 24H26V23H24ZM83 24H84V23H83ZM86 24H87V23H86ZM170 24H171V23H170ZM185 24H186V23H185ZM22 25H23V24H22ZM74 25H75V24H74ZM78 25L80 26L79 23H78ZM84 25H85V24H84ZM120 25H118V26H116V27H119ZM122 25H123V24H122ZM126 25H127V23L124 24L123 26H126ZM138 25L140 26V24H137L136 26H138ZM150 25H151V24H150ZM167 25H168V24H167ZM174 25H175V24H174ZM178 25H179V24H178ZM44 26H45V25H44ZM88 26H89V24H88ZM123 26H121V27H123ZM141 26H143V25H141ZM147 26H148V25H147ZM151 26H152V25H151ZM226 26H227V24H226ZM7 27H8V26H7ZM40 27H41V25H40ZM80 27H81V26H80ZM130 27H131V26H130ZM143 27H144V26H143ZM149 27H150V26H149ZM168 27H169V25H168ZM176 27H177V26H176ZM182 27H183V26H182ZM189 27H190V26H189ZM261 27H262V26H261ZM0 28H1V27H0ZM24 28H25V27H24ZM31 28H32V30H34L33 27H31ZM76 28H77V26H76ZM85 28H87V26H86ZM90 28H91V27H90ZM97 28H98V27H97ZM110 28H111V25H110ZM131 28H133V27H131ZM134 28H135V27H134ZM136 28H137V27H136ZM5 29H7V28H5ZM35 29H36V28H35ZM38 29H39V28H38ZM38 29H37V30H38ZM44 29H45V28H44ZM73 29H74V28H73ZM81 29H82V28H81ZM81 29H79V30L81 31ZM98 29H99V28H98ZM117 29H118V28H117ZM124 29H126V28H124ZM141 29H142V28H141ZM150 29H151V28H150ZM157 29H158V28H157ZM163 29H165V28H163ZM171 29H172V27H171ZM173 29H174V28H173ZM177 29H178V28H177ZM233 29H234V28H233ZM248 29H249V28H248ZM8 30H9V29H8ZM79 30H78V32H79ZM88 30H89V29H88ZM107 30H108V27H107ZM109 30H110V29H109ZM119 30L121 31L120 28H119ZM168 30H170V29H168ZM234 30H236V29H234ZM3 31H5V30H3ZM23 31H25V29H23ZM27 31H28V29H27ZM40 31H41V30H40ZM89 31H90V30H89ZM89 31H88V32H89ZM105 31H106V30H105ZM129 31H130V30H129ZM132 31H133V30H132ZM137 31H138V30H137ZM152 31L155 32L154 30H152ZM11 32H12V31H11ZM14 32H15V31H14ZM30 32H31V31H30ZM30 32H28V33H30ZM41 32H43V30H42ZM76 32H77V31H76ZM83 32H84V31H83ZM83 32L81 31V33H83ZM88 32H87V33H88ZM94 32H96V31H94ZM99 32H100V31H99ZM109 32H110V31H109ZM111 32H112V31H111ZM114 32H115V31H114ZM116 32H117V30H116ZM143 32H145V31H143ZM148 32H149V31H148ZM157 32H158V31H157ZM0 33H5V32H2V31H1ZM28 33H27V34H28ZM72 33H74V32H72ZM104 33H105V32H104ZM112 33H113V32H112ZM122 33L125 34L126 31H124V32L122 31ZM133 33H134V32H133ZM135 33H136V32H135ZM151 33H152V32H151ZM174 33H175V32H174ZM5 34H6V33H5ZM8 34H9V33H8ZM27 34H26V35H27ZM35 34H36V33H35ZM114 34H115V35H114L115 37L118 36V35H116V34H119V31H118V33H114ZM120 34H121V32H120ZM136 34L138 35V34H141V33H140V31H139V32L136 33ZM155 34H156V33H155ZM157 34H159V33H157ZM163 34H164V33H163ZM167 34H168V33H167ZM167 34H166V35H167ZM251 34H252V33H251ZM255 34H256V33H255ZM0 35H1V34H0ZM6 35H7V34H6ZM6 35H4V34L2 35V40L4 39L3 42H5V40H6V38H3V37L6 36ZM10 35H11V33H10ZM32 35H33V33H32ZM39 35H40V34H39ZM42 35H43V34H42ZM70 35H71V33H70ZM74 35H76V34H73L72 36H74ZM87 35H88V34H87ZM87 35H86V36H87ZM111 35H112V34H111ZM122 35H123V34H122ZM137 35H136V36H137ZM150 35H151V34H150ZM159 35H160V34H159ZM166 35H165V36H166ZM169 35H170V34H169ZM192 35H193V33H192ZM241 35H242V33H241ZM50 36H51V35H50ZM76 36H77V35H76ZM84 36H85V34H84ZM92 36L94 37L93 34H92ZM102 36H104V35L101 34V37H102ZM120 36H121V35H120ZM120 36H119V37H120ZM151 36H153V35H151ZM177 36H178V35H177ZM0 37H1V36H0ZM6 37H9V35L6 36ZM40 37H41V35H40ZM122 37H123V36H121L120 40L122 39ZM160 37H164V36H160ZM160 37H159V38H160ZM182 37H183V36H182ZM190 37H191V36H190ZM190 37H189V38H190ZM253 37H254V36H253ZM10 38L12 39V38H13V35H12V37H10ZM29 38H30V36H29ZM75 38H76V37H75ZM107 38H108V36H107ZM124 38H126V37H124ZM130 38H131V37H130ZM132 38H133V37H132ZM137 38H138V37H137ZM143 38H144V37H143ZM147 38H148V37H147ZM164 38H165V37H164ZM176 38L178 39V38H180V36H179V37H176ZM176 38H175V39H176ZM184 38H185V37H184ZM184 38H181V40H182V39L184 40ZM256 38H258V37H256ZM262 38H263V37H262ZM0 39H1V38H0ZM108 39H109V38H108ZM118 39H119V38H118ZM139 39L141 40L142 37L139 36ZM156 39H157V37H156ZM156 39H154L155 43H156V41H157ZM195 39H196V38H195ZM195 39H194V40H195ZM2 40H0V42H1ZM7 40H8V39H7ZM16 40H17V39H16ZM58 40H59V38H58ZM114 40H115V39H114ZM125 40H127V39H125ZM130 40H131V39H130ZM135 40H136V39H134V41H135ZM142 40H144V39H142ZM162 40H164V39H162ZM192 40H193V39H192ZM200 40H201V39H200ZM9 41H10V40H9ZM9 41H7V43H8ZM22 41H23V40H22ZM24 41H25V40H24ZM30 41H31V39H30ZM92 41H93V40H92ZM94 41H95V40H94ZM94 41H93V42H94ZM102 41H103V40H102ZM115 41H116V40H115ZM123 41H124V40H123ZM131 41H132V40H131ZM149 41H150V40H149ZM151 41H152V43L154 42L153 40H151ZM160 41H161V39H160ZM173 41H174V40H173ZM188 41H190V40H188ZM11 42H13V39L11 40ZM15 42L18 43V41H15ZM19 42H21V41H19ZM39 42H40V41H39ZM58 42H59V41H57L55 45H57ZM103 42H104V41H103ZM108 42H109V41H108ZM116 42H120V41H116ZM121 42H122V41H121ZM129 42H130V41H129ZM141 42H143V41H141ZM157 42H158V41H157ZM192 42H193V41H192ZM32 43H33V42H32ZM32 43H31V44H32ZM86 43H87V42H86ZM90 43H91V42H90ZM97 43H98V42H97ZM99 43H100V42H99ZM105 43H106V42H105ZM105 43H104V45H105ZM109 43H110V42H109ZM112 43H113V42H112ZM139 43H140V41H139ZM145 43H147V41H146ZM148 43H149V42H148ZM195 43H196V42H195ZM215 43H216V42H215ZM254 43H255V42H254ZM254 43H253V44H254ZM5 44H6V43H5ZM5 44H4V45H5ZM21 44H23V43L21 42ZM27 44H28V43H27ZM27 44H26V45H27ZM60 44H62V43H60ZM69 44H71V42H70ZM88 44H89V43H88ZM88 44H87V45H88ZM115 44H116V43H115ZM123 44H125V43L123 42ZM127 44H128V43H127ZM129 44H134V43H129ZM129 44H128V45H129ZM8 45H9V43H8ZM10 45L12 46V43H11ZM17 45L19 46V44H17ZM17 45H16V46H17ZM26 45H25V46H26ZM89 45H90V44H89ZM111 45H112V44L110 43V47L112 48ZM113 45H114V44H113ZM121 45H122V44H121ZM125 45H126V44H125ZM125 45H123V46H125ZM141 45H144V46H145V44H141ZM146 45H147V44H146ZM158 45H159V44H158ZM179 45H180V42H179ZM181 45H182V43H181ZM184 45H185V44H184ZM216 45H217V44H216ZM244 45H245V44H244ZM246 45H247V44H246ZM254 45H255V44H254ZM2 46H3V45H2ZM22 46H23V45H22ZM91 46H93V44H92ZM98 46H100V45L98 44ZM116 46H118V45H116ZM147 46H149V44H148ZM156 46H157V45H156ZM156 46L153 45V47H156ZM168 46H169V45H168ZM171 46H172V45H171ZM186 46H187V45H186ZM229 46H230V45H229ZM236 46H237V44H236ZM32 47H33V46H32ZM60 47H61V46H60ZM86 47H87V46H86ZM94 47H95V46H93V48H94ZM101 47H102V46H100V48H101ZM104 47H105V46H104ZM106 47H107V45H106ZM136 47H137V46H136ZM161 47H162V46H161ZM161 47H160V48H161ZM164 47H165V46H164ZM166 47H167V46H166ZM173 47H174V46H173ZM173 47H172V48H173ZM182 47H183V46H182ZM209 47H210V44H209ZM211 47H212V46H211ZM214 47H215V46H214ZM231 47H232V46H231ZM243 47H245V46H243ZM255 47L257 48V46H255ZM12 48H13V46H12ZM12 48H11V49H12ZM16 48H17V47H16ZM53 48H54V47H53ZM72 48H73V47H72ZM72 48H71V49H72ZM80 48H81V47H79L78 49L81 50ZM83 48H84V47H83ZM88 48H89V46H88ZM98 48H99V47H98ZM113 48H114V46H113ZM113 48H112V49H113ZM115 48H116V47H115ZM122 48H123V47H122ZM124 48H125V47H124ZM131 48H132V46H131ZM162 48H163V47H162ZM162 48H161V49H162ZM206 48H207V47H206ZM17 49H18V48H17ZM17 49H14V51H15V50L17 51ZM50 49H51V48H50ZM71 49H69V50H71ZM101 49H102V48H101ZM103 49H104V48H103ZM103 49H102V50H103ZM119 49H121V46H120V48H118V51H119V53H120V50H119ZM184 49H185V48H184ZM214 49H215V48H214ZM225 49H226V48H225ZM250 49H252V48L250 47ZM12 50H13V49H12ZM12 50H10V51H12ZM60 50H61V49H60ZM73 50H74V49H73ZM87 50H88V49H87ZM94 50H95V48H94ZM94 50H93V51H94ZM97 50H98V49H97ZM108 50H110L109 47H108ZM122 50H123V49H121V52H123ZM127 50H128V49H127ZM156 50H157V47H156ZM219 50H220V49H219ZM1 51H2V50H1ZM4 51H5V50H4ZM4 51H2L1 53L5 54ZM7 51L9 52V48H8V50H6V52H7ZM19 51H20V50H19ZM42 51H43V50H42ZM42 51H41V52H42ZM61 51H62V50H61ZM88 51H89V50H88ZM90 51L92 52V48L90 49ZM90 51H89V52H90ZM129 51H130V50H129ZM152 51H155L154 48H153ZM168 51H172V50L169 49ZM183 51H184V50H183ZM214 51H215V50H214ZM228 51H229V50H228ZM234 51H236V49H235ZM20 52H21V51H20ZM47 52H48V51H47ZM50 52H51V51H50ZM56 52H57V51H56ZM76 52H77V51H76ZM82 52H83V51H82ZM94 52H97V51H94ZM113 52H114V49H113ZM115 52H116V51H115ZM137 52H138V51H137ZM142 52H143V50H142ZM215 52H217V51H215ZM221 52H222V51H221ZM225 52H226V51H225ZM21 53H23V52H21ZM21 53H20V54H21ZM54 53H55V52H54ZM54 53H51V54L49 53V55H52V54H54ZM77 53H78V52H77ZM84 53H85V52H84ZM98 53H99V51H98ZM98 53H97V54H98ZM127 53H128V52H127ZM144 53H145V52H144ZM144 53H143V54H144ZM149 53H150V52H149ZM149 53H148V54H149ZM160 53H162V52L160 51ZM174 53L177 54L178 52H177V53L174 52ZM180 53H181V52H180ZM182 53H183V52H182ZM244 53H245V52H244ZM3 54H2V55H3ZM12 54H13V52H12ZM12 54H10V52H9V55L12 56ZM18 54H19V53H18ZM29 54H30V53H29ZM44 54H45V52L43 53V55H44ZM79 54H81V53H79ZM85 54H86V53H85ZM106 54H107V53H106ZM111 54H112V53H111ZM123 54H125V53H123ZM141 54H142V53H140V56H141ZM153 54H154V53H153ZM155 54H156V53H155ZM155 54H154V55H155ZM168 54H169V53H168ZM171 54H172V53H171ZM229 54H230V53H229ZM238 54H240V52H239ZM16 55H17V54H16ZM31 55H32V54H30V56H31ZM49 55H48V56H49ZM83 55H84V54H83ZM83 55L81 54L82 57H83ZM90 55H91V54H90ZM112 55H113V54H112ZM116 55H117V54H116ZM131 55H132V54H131ZM144 55H146V54H144ZM144 55H142V56H144ZM157 55H158V53H157ZM160 55H161V54H160ZM160 55H159V56H160ZM206 55H207V54H206ZM210 55H212V54L210 53ZM214 55H215V53H214ZM6 56H7V54H6ZM52 56H55V55H52ZM71 56H72V55H71ZM79 56H80V55H79ZM102 56H104V55H102ZM118 56H119V55H118ZM129 56H130V55H129ZM174 56H176V55H174ZM217 56H218V55H216V57H217ZM231 56H232V54H231ZM238 56H239V55H238ZM39 57H44V56H40V55H39ZM45 57H47V56H45ZM72 57H73V56H72ZM76 57H77V56H76ZM92 57L94 58V56H92ZM99 57H100V56H99ZM107 57H108V56H107ZM107 57H106V58H107ZM113 57H114V56H112V59H113ZM205 57H206V56H205ZM218 57H219V56H218ZM247 57H248V56H246V58H247ZM83 58L86 59L85 57H83ZM90 58H91V56H90ZM104 58H105V56H104ZM121 58L123 59V57H121ZM121 58H120V60H121ZM125 58H126V55H125ZM134 58H135V57H134ZM143 58H144V57H143ZM168 58H169V57H168ZM171 58H173V57H171ZM188 58H189V57H188ZM219 58H220V57H219ZM224 58H225V57H224ZM238 58H239V57H238ZM97 59H98V58H97ZM97 59L95 60V62L97 61ZM101 59H103V58H100V60H99L98 63H100L99 65H102V66H103V64L100 62V61H102ZM112 59H110V62H111ZM118 59H119V57H118ZM126 59H128V58H126ZM129 59H130V58H129ZM139 59H140V58H139ZM151 59H153V57H150V60H151ZM163 59H164V58H163ZM176 59H177V58H176ZM213 59H214V58H213ZM228 59H229V58H228ZM46 60H47V58H46ZM73 60H74V59H73ZM88 60H89V59H88ZM104 60H105V59H103V61H104ZM130 60H131V59H130ZM130 60H129L128 62H130ZM133 60H134V59H133ZM136 60H137V59H136ZM145 60H147V59L144 58V61H145ZM173 60H174V59H173ZM173 60H172V61H173ZM202 60H203V59H202ZM22 61H23V60H22ZM49 61H50V60H49ZM76 61H77V60H76ZM76 61H75V62H76ZM82 61H83V59H82ZM86 61H87V60H86ZM106 61H107V59L105 60V64H106ZM112 61H114V60H112ZM122 61H123V60H122ZM126 61H127V60H126ZM126 61L124 60V62H126ZM148 61H149V60H147V63H148ZM165 61L167 62V60H165ZM188 61H189V60H188ZM220 61H221V60H220ZM224 61L226 62V59H225ZM227 61H228V60H227ZM239 61H240V60H239ZM247 61H248V60H247ZM0 62H1V61H0ZM12 62H13V61H12ZM12 62H11V63H12ZM80 62H81V61H80ZM80 62H79V65H81ZM84 62H85V61H84ZM90 62H91V61H89V64H87L88 66L90 65ZM95 62H94V63H95ZM118 62H119V61H118ZM118 62H117V63H118ZM156 62H157V61H156ZM156 62H155V63H156ZM160 62H162V61H160ZM186 62H187V61H186ZM230 62H231V61L229 60V63H230ZM244 62H245V61H244ZM13 63H14V62H13ZM41 63H42V62H41ZM96 63H97V62H96ZM115 63H116V62H115ZM115 63H114V64H115ZM117 63H116V64H117ZM164 63H165V62H164ZM171 63H172V62H171ZM206 63H207V62H206ZM223 63H224V62H223ZM226 63H227V62H226ZM2 64H3V63H2ZM43 64H44V63H43ZM43 64H42V66H44ZM46 64H47V62H46ZM70 64H71V63H70ZM82 64H83V62H82ZM105 64H104V65H105ZM114 64L112 63V65H114ZM116 64H115V65H116ZM118 64H120V62H119ZM128 64H129V63H128ZM142 64H143V63H142ZM144 64H145V63H144ZM144 64H143V66H144ZM169 64H170V63H169ZM193 64H194V63H193ZM224 64H225V63H224ZM232 64H233V63H232ZM240 64H241V63H240ZM240 64H239V65H240ZM7 65H8V63H7ZM47 65H48V64H47ZM63 65H64V64H63ZM63 65H62V66H63ZM65 65H66V64H65ZM73 65H74V66H77V65H78V62H76V65H75V64H73ZM94 65H95V64H94ZM122 65H123V64H122ZM147 65H148V66H147L146 69H149V66H151L152 64H151V65L147 64ZM167 65H168V64H167ZM187 65H188V64H187ZM218 65H219V64H218ZM222 65H223V64H222ZM226 65H227V64H226ZM233 65H234V64H233ZM0 66H1V65H0ZM17 66H18V67H17L18 70H20L21 67H20V69H19V65H17ZM24 66H26V65H24ZM50 66H51V65H50ZM54 66H55V65H54ZM58 66H59V65H58ZM66 66H67V65H66ZM66 66H65V67H66ZM82 66H83V65H82ZM82 66H80V67L82 68ZM84 66H86V64H84ZM84 66H83V67H84ZM102 66H99V68L102 67ZM105 66H106V65H105ZM105 66H104V68H105ZM109 66H111V65L108 63V65H107L106 67L108 68ZM123 66H124V65H123ZM126 66H127V65H126ZM126 66H125V67H126ZM137 66H138V64H137ZM143 66H142V67H143ZM165 66H166V65H165ZM207 66H208V65H207ZM224 66H225V65H224ZM240 66H241V65H240ZM240 66H239V67H240ZM56 67H57V66H56ZM59 67H60V66H59ZM72 67H73V66H72ZM86 67H87V66H86ZM118 67H119V66H118ZM120 67H121V66H120ZM125 67H122V68H125ZM140 67H141V66H140ZM142 67H141V68H142ZM162 67H163V66H162ZM246 67H247V66H246ZM33 68H36V70L39 69V68H37V67H33ZM44 68H46V66H45ZM62 68H63V67H62ZM78 68H79V67H78ZM91 68H92V67H91ZM97 68H98V66H97ZM97 68H96V69H97ZM110 68H111V67H110ZM112 68H113V67H112ZM127 68H128V67H127ZM135 68H137V67L135 66ZM156 68H157V67H156ZM158 68H159V67H158ZM160 68H161V67H160ZM208 68H209V67H208ZM227 68H228V67H227ZM240 68H241V67H240ZM0 69H1V67H0ZM12 69L14 70L13 67H12ZM15 69H16V68H15ZM22 69H24V68H23V65H22ZM27 69H29V68H27ZM46 69H47V68H46ZM56 69H57V68H55V71H56ZM74 69H76V68H74ZM79 69H80V68H79ZM85 69H86L85 71L89 72V71H88V68H85ZM96 69L94 70V67H93V70L95 71V72H94V71H93V72H94V73L97 72V73H99V75H100V74H101L100 71H96ZM115 69H116V67H115ZM118 69H120V68H118ZM118 69H116V71H117ZM131 69H133V68H131ZM146 69H145V70H146ZM229 69H230V68H229ZM229 69H228V70H229ZM235 69H236V68H235ZM235 69H234V70H235ZM49 70H50V69H49ZM49 70H48V71L45 70V71H47L46 74L49 73ZM60 70H61L60 73H59V71H58L59 75H60L61 73H63V72H62V69H60ZM64 70H65V69H64ZM67 70H68V68H67ZM69 70H71V69L69 68ZM72 70H73V69H72ZM76 70L78 71V69H76ZM76 70H74V71H76ZM99 70H100V69H99ZM101 70H102V68H101ZM104 70H105V69H104ZM120 70H121V69H120ZM120 70H119V71H120ZM124 70H125V69H124ZM134 70H137L136 75H137V73H138V74L140 73V72H138L139 69H134ZM153 70H154V69H153ZM155 70H156V69H155ZM205 70H206V69H205ZM225 70H226V69H225ZM240 70H241V69H240ZM262 70H263V69H262ZM24 71H26V70L24 69ZM24 71H23V72H24ZM37 71L40 72V70H37ZM52 71H53V69H52ZM74 71H70V73H71V72L74 73ZM81 71H82V70H81ZM106 71H107V69L105 70V72H106ZM108 71H110L109 68H108ZM108 71H107V72H108ZM112 71H113V70H112ZM119 71H118V72H119ZM169 71H170V70H169ZM206 71H207V70H206ZM232 71H233V70H232ZM13 72L16 73L17 71H16V72L13 71ZM26 72H27V71H26ZM28 72H29V71H28ZM30 72H31V71H30ZM34 72H35V71H34ZM39 72H38V73H39ZM50 72H51V70H50ZM64 72L67 73V71H64ZM79 72H80V71H79ZM79 72H78V73H79ZM93 72H91V73L93 74ZM107 72H106L105 74H107ZM120 72H121V71H120ZM124 72H125V71H123V73H124ZM131 72H133V70H132ZM131 72H130V73H131ZM134 72H135V71H134ZM155 72H156V71H155ZM195 72H196V71H195ZM223 72H224V71H223ZM239 72H240V71H239ZM1 73H2V72H1ZM19 73L21 74V71H20ZM58 73L56 72V74H58ZM66 73H63V74H66ZM68 73H69V72H68ZM91 73H90V74H91ZM102 73H103V72H102ZM110 73H111V72H110ZM114 73H115V71H114ZM121 73H122V72H121ZM128 73H129V72H128ZM168 73H169V72H168ZM178 73H179V72H178ZM193 73H194V72H193ZM193 73H192V74H193ZM199 73H200V72H199ZM225 73H226V72H225ZM225 73H224V74H225ZM227 73H228V72H227ZM227 73H226V74H227ZM240 73H241V72H240ZM242 73H243V71H242ZM244 73H245V72H244ZM23 74H24V73H23ZM26 74H27V73H26ZM33 74H34V73H33ZM36 74H37V72H36ZM36 74H35V75H36ZM42 74H44V73H42ZM52 74H53V72H52ZM56 74H55V75H56ZM83 74H86V75H87L88 73L85 72V73H83ZM83 74H82V75H83ZM132 74H133V73H132ZM142 74H143V73H142ZM179 74H180V73H179ZM190 74H191V73H190ZM190 74H189V75H190ZM224 74H223V75H224ZM229 74H230V73H229ZM232 74H233V73H232ZM16 75H17V74H16ZM18 75H19V74H18ZM18 75H17V76H18ZM31 75H32V73H31ZM38 75H39V74H38ZM53 75H54V74H53ZM69 75H70V74H69ZM72 75H73V74H72ZM72 75H71V76H72ZM75 75H76V73H75ZM82 75L80 74L79 77L82 76ZM86 75H85V77H88V75H87V76H86ZM99 75H98V78H99ZM111 75H112V74H111ZM113 75L115 76V74H113ZM121 75H122V74H120V76H121ZM126 75H127V74H126ZM144 75H145V74H144ZM185 75H186V74H185ZM216 75L218 76V74H216ZM23 76H24V75H23ZM23 76H22V74H21V77H23ZM39 76H41V75H39ZM43 76H44V75H43ZM49 76H50V75H49ZM65 76H66V75H65ZM65 76H64V77H63V76H60V77H61V78H62V77L65 78ZM67 76H68V75H67ZM67 76H66V78H68ZM83 76H84V75H83ZM93 76H94V74H93L91 77L93 78ZM95 76H96V75H95ZM101 76H102V77H105V76H103V75H101ZM123 76H124V75H123ZM127 76H128V75H127ZM129 76H130V75H129ZM133 76H134V75H133ZM181 76H182V75H181ZM199 76H200V75H199ZM229 76H230V75H229ZM19 77H20V76H19ZM60 77H59V78H60ZM72 77H74V76H72ZM91 77H90V78H91ZM116 77H117V76H116ZM116 77H114V78H116ZM220 77H221V76H220ZM231 77H232V76H231ZM50 78H51V76H50ZM75 78H78V76L75 77ZM75 78H74V79H75ZM95 78H96V77H95ZM95 78H94V80H95ZM100 78H101V77H100ZM117 78H118V77H117ZM124 78H125V77H124ZM151 78H152V77H151ZM198 78H199V77H198ZM214 78H215V77H214ZM22 79H23V78H22ZM33 79H35V76H34ZM37 79H38V78H37ZM40 79H41V78H40ZM48 79H49V77H48ZM56 79H58V77H56ZM70 79H71V78H70ZM80 79H82V78H80ZM84 79H85V78H84ZM111 79H112V78H111ZM118 79H119V78H118ZM187 79H188V78H187ZM216 79H217V78H216ZM228 79H230V77H229ZM254 79H255V78H254ZM35 80H36V79H35ZM35 80H34V81H35ZM44 80H45V78H44ZM51 80H52V79H51ZM54 80H55V77H53V81H54ZM60 80H61V79H60ZM60 80H59V82H60ZM63 80H64V79H63ZM63 80H62V81H63ZM72 80H73V79H71V81L66 80V81L68 82V85H69V86H70V84H71L70 82H72ZM77 80H78V79H77ZM77 80L75 79V81H77ZM91 80H92V79H91ZM99 80H100V79H99ZM101 80H102V79H101ZM198 80H199V79H197V82H198ZM213 80H214V79H213ZM236 80H237V79H236ZM236 80H235V81H236ZM243 80H244V79H243ZM243 80H242V81H243ZM48 81H50V80H48ZM75 81H74V82H75ZM81 81H82V80H81ZM87 81H88V80H87ZM87 81H86V82H87ZM89 81H90V79H89ZM137 81H138V79H137ZM192 81H193V80H192ZM202 81H203V80H202ZM202 81H201V82H202ZM204 81H205V79H204ZM225 81H227V80L225 79ZM13 82H14V81H13ZM59 82H57V84H58ZM100 82H101V81H100ZM100 82H99V83H100ZM185 82H186V81H185ZM210 82H211V81H210ZM210 82H208V84H209ZM221 82H222V80L220 81V83H221ZM237 82H238V80H237ZM18 83H19V81H18ZM24 83H25V82H24ZM48 83H49V82H48ZM53 83H54V82H53ZM60 83H61V82H60ZM63 83H65V81H64ZM72 83H73V82H72ZM78 83H79V81L77 82V84H78ZM87 83H88V82H87ZM91 83H92V81H91ZM93 83H94V82H93ZM128 83H130V82H128ZM145 83H146V82H145ZM190 83H191V82H190ZM212 83H213V81H212ZM252 83H253V82H252ZM54 84H55V83H54ZM73 84H74V86H75V83H73ZM83 84H84V81H83ZM96 84H97V82H96ZM118 84H119V83H118ZM133 84H134V83H133ZM139 84H140V83H139ZM139 84H138V86H139ZM231 84H232V82H231ZM261 84H262V83H261ZM22 85H23V84H22ZM37 85H38V84H37ZM41 85L44 86V84H41ZM51 85H52V84H51ZM129 85H130V84H129ZM205 85H206V84H205ZM212 85H214V84H212ZM229 85H230V84H229ZM233 85H234V84H233ZM249 85H250V84H249ZM23 86H24V85H23ZM58 86H61V85H58ZM77 86H78V85H77ZM87 86H89V84H88ZM90 86H92V85H90ZM90 86H89V87H90ZM95 86H96V85H95ZM126 86H127V85H126ZM196 86H197V85H196ZM196 86H195V87H196ZM217 86H218V85H217ZM238 86H239V85H238ZM30 87H31V86H30ZM48 87H49V85H48ZM52 87H53V86H52ZM55 87H57V85H55ZM71 87H73V86H70V91H71V89H72V91H73L74 89L71 88ZM81 87H82V86H81ZM84 87H85V90H87V89H86V86H83V88H84ZM127 87L129 88V86H127ZM127 87H126V88H127ZM160 87H162V86H160ZM180 87H181V86H180ZM191 87H192V86H191ZM191 87H190V88H191ZM204 87H205V86H204ZM229 87H233V86H229ZM234 87H235V86H234ZM44 88H45V87H44ZM61 88H62V87H61ZM67 88H68V87H67ZM75 88H76V90H77V87H75ZM87 88H88V87H87ZM126 88H125V89H126ZM128 88H127V91H129ZM131 88H132V86H131ZM133 88H135L134 85H133ZM177 88H178V87H177ZM215 88H216V87H215ZM224 88H225V87H224ZM50 89H52L51 86H50ZM64 89H65V88H64ZM106 89H107V88H106ZM140 89H141V88H140ZM140 89H139V90H140ZM262 89H263V88H262ZM55 90H57V89H55ZM59 90H60V92H63V91H61L62 89H59ZM88 90H89V88H88ZM130 90H131V89H130ZM145 90H146V89H145ZM204 90H206V89H204ZM219 90H221V89H219ZM232 90H233V89H232ZM250 90H251V89H250ZM67 91H68V90H67ZM67 91H65V92H67ZM81 91H82V88H81L80 92H81ZM83 91H84V89H83ZM127 91H125L124 94H125ZM134 91H135V90H134ZM137 91H138V90H137ZM140 91H141V90H140ZM202 91H203V90H202ZM206 91H207V90H206ZM209 91H210V90H209ZM212 91H213V90H212ZM235 91H236V90H235ZM32 92H34V91L32 90ZM32 92H31V94H32ZM38 92H39V91H38ZM43 92H44V91H43ZM132 92H133V91H132ZM132 92H131V95H132ZM141 92H142V91H141ZM200 92H201V91H200ZM225 92H226V91H225ZM236 92H237V91H236ZM247 92H248V91H247ZM247 92H246V93H247ZM25 93H27V92H25ZM39 93H40V92H39ZM83 93H84V92H83ZM128 93H130V92H128ZM133 93H134V92H133ZM204 93H205V91H204ZM222 93H224V92H222ZM8 94H9V93H8ZM27 94H28V93H27ZM31 94H30V95H31ZM33 94H34V93H33ZM50 94H52V93H50ZM76 94H77V93H76ZM124 94H123V95H124ZM137 94H138V93H137ZM139 94H140V93H139ZM141 94H142V93H141ZM141 94H140V95H141ZM196 94H197V93H196ZM200 94H203V93H200ZM206 94H207V93H206ZM215 94H216V93H215ZM226 94H227V93H226ZM226 94H224V95L226 96ZM235 94H236V93H235ZM263 94H264V93H263ZM30 95H26V99H27V100L24 99L25 102L28 101L27 96H30ZM41 95H42V94H41ZM47 95H49V94H47ZM64 95H65V94H64ZM67 95H68V94H67ZM80 95H81V93H80ZM84 95H85V94H84ZM96 95H97V94H96ZM126 95H127V94H126ZM131 95H130V96H131ZM193 95H194V94H193ZM252 95H253V93H252ZM32 96H34V95H32ZM57 96H58V95H57ZM73 96H74V95H73ZM73 96H72V97H73ZM81 96H82V95H81ZM91 96H92V95H91ZM127 96H128V95H127ZM130 96H129V97H130ZM142 96H143V94H142ZM142 96H140V97L138 96V98H139V99H142V98H141ZM185 96H186V95H185ZM197 96H198V95H197ZM213 96H214V95H213ZM218 96H219V93H218ZM222 96H223V95H222ZM248 96H249V95H248ZM30 97H31V96H30ZM34 97H37V95H35ZM34 97H33V98H34ZM41 97H42V96H41ZM43 97H44V96H43ZM45 97H46V96H45ZM49 97H50V95H49ZM74 97H75V96H74ZM88 97H90V95H89ZM122 97H123V96H122ZM131 97H132V96H131ZM177 97H179V96H177ZM180 97H182V96H180ZM199 97H200V96H199ZM244 97H245V96H244ZM252 97H253V96H252ZM252 97H251V98H252ZM9 98H10V97H9ZM31 98H32V97H31ZM37 98H38V97H37ZM46 98H47V97H46ZM138 98H137V99H138ZM171 98H172V97H171ZM174 98H175V97H174ZM189 98H190V97H189ZM194 98H195V97H194ZM230 98H231V97H230ZM39 99H40V98H39ZM60 99H61V98H60ZM67 99L69 100L68 97H67ZM81 99H83V98H81ZM81 99H80V101H81ZM85 99H86V98H85ZM91 99H92V97H91ZM125 99H128V98H125ZM125 99H124V100H125ZM178 99H179V98H178ZM186 99H187V98H186ZM191 99H192V98H191ZM204 99H205V98H204ZM244 99H245V98H244ZM261 99H262V97H261ZM30 100H31V99H30ZM55 100H56V101H54V102H57V101H58L57 99H55ZM61 100H62V99H61ZM63 100H64V99H63ZM71 100H72V99H71ZM74 100H76V99H74ZM74 100H73V101H74ZM172 100H173V99H172ZM188 100H190V99H188ZM188 100H187V101H188ZM228 100H229V99H228ZM52 101H53V100H52ZM59 101H60V100H59ZM69 101H70V100H69ZM80 101H79V102H80ZM85 101H87V100H85ZM127 101H128V100H127ZM134 101H135V100H134ZM136 101H138V100H136ZM140 101H141V100H140ZM164 101H165V100H164ZM190 101H191V100H190ZM215 101H217V100H215ZM251 101H252V100H251ZM256 101H257V99H256ZM22 102H23V101H22ZM31 102H32V101H31ZM33 102H34V101H33ZM54 102H53V103H54ZM60 102H61V101H60ZM60 102H59V103H60ZM70 102H71V101H70ZM82 102H83V100H82ZM117 102H119V100H118ZM117 102H115V104H116ZM121 102H122V101H121ZM125 102H126V101H125ZM253 102H255V101H253ZM11 103H12V101H11ZM18 103L21 104V101L18 102ZM35 103H36V101H35ZM51 103H52V102H51ZM65 103H67V102H64V104H65ZM71 103H72V102H71ZM71 103H70V104H71ZM112 103H113V102H112ZM133 103H134V102H133ZM177 103L179 104V102H177ZM193 103H194V102H193ZM214 103H215V102H214ZM231 103H233V102H231ZM244 103H245V102H244ZM249 103H250V102H249ZM9 104H10V102H9ZM13 104H14V103H13ZM25 104L27 105L28 102H27V103H23L22 105H25ZM31 104H32V103H31ZM36 104L38 105V103H36ZM36 104H35V105H36ZM48 104H49V106H50V103H48ZM55 104H57V103H55ZM68 104H69V102H68ZM73 104H75V103H73ZM77 104H78V103H76V105H77ZM80 104H82V103H80ZM120 104H121V103H120ZM120 104H119V105H120ZM183 104H184V103H183ZM185 104H186V103H185ZM204 104H205V102H204ZM221 104H222V102H221ZM3 105H4V104H3ZM10 105H11V104H10ZM33 105H34V104H33ZM35 105H34V106H35ZM41 105H42V104H41ZM58 105H60V107H61V106H62V102H61L60 104H57V106H58ZM66 105H67V104H66ZM128 105H129V102H128ZM131 105H132V104H131ZM134 105H135V104H134ZM189 105H190V104H189ZM14 106H17V105H14ZM18 106H20V105H18ZM28 106H29V104H28ZM49 106H48V107H49ZM51 106H52V105H51ZM55 106H56V105H55ZM55 106H54V107H55ZM67 106H68V105H67ZM70 106H71L72 109H73V106H74V105H70ZM70 106H69V108H70ZM107 106H108V105H107ZM187 106H188V105H187ZM254 106H255V105H254ZM263 106H264V105H263ZM24 107H25V106H24ZM26 107H27V106H26ZM37 107H38V106H37ZM41 107H42V106H41ZM46 107H47V106H46ZM64 107H66V106L64 105ZM64 107H63L62 112L64 111ZM114 107H115V105H114ZM114 107H112V108L115 110ZM117 107H118V106H117ZM127 107H128V106H127ZM132 107H133V109H134V106H133V105H132ZM132 107H131V108H132ZM237 107H238V106H237ZM28 108H29V107H28ZM32 108H34V107H32ZM32 108H31V109H32ZM39 108H40V106H39ZM51 108H53V107H51ZM61 108H62V107H61ZM61 108H60V109H61ZM67 108H68V107H67ZM82 108H84V105H83ZM100 108H101V107H100ZM109 108H110V107H109ZM120 108L122 109V105H121ZM125 108H126V107H125ZM128 108H129V107H128ZM128 108H127V109H128ZM131 108H130V110H131ZM173 108H174V107H173ZM182 108H183V107H182ZM182 108L180 107L181 110H182ZM190 108H192V105H191ZM233 108H234V107H233ZM238 108H239V107H238ZM241 108H242V107H241ZM255 108H256V106H255ZM8 109H9V111H11L10 108H8ZM8 109H7V110H8ZM18 109H19V107H18ZM18 109H17V110H18ZM26 109H27V108H26ZM72 109H71V110H72ZM94 109H95V108H94ZM116 109H117V108H116ZM118 109H119V108H118ZM123 109H124V108H123ZM127 109H126V113H127ZM170 109H172V108H170ZM177 109H179V108L177 107ZM188 109H189V108H188ZM196 109H198V108H196ZM202 109H203V108H202ZM207 109H208V108H207ZM239 109H240V108H239ZM243 109H244V108H243ZM20 110H21V109H19L18 111H20ZM37 110H38V109H37ZM45 110H46V109H45ZM53 110H54V109H53ZM57 110L59 111V109H57ZM57 110H56V111H57ZM91 110H92V109H91ZM95 110H96V109H95ZM184 110H185V109H184ZM235 110H236V109H235ZM256 110H257V109H256ZM260 110H261V109H260ZM13 111H14V110H13ZM13 111H12V113H13ZM25 111H26V110H25ZM32 111H33V110H32ZM34 111H35V110H34ZM46 111H47V110H46ZM73 111H74V110H73ZM86 111H87V110H86ZM98 111H99V110H98ZM98 111H96V112H97V115H98ZM100 111L102 112V110H100ZM118 111H120V110H118ZM118 111H117V112H118ZM124 111H125V110H122V112H124ZM131 111H134V113L132 112V114L134 115L136 109H135V110H131ZM165 111H166V110H165ZM167 111H168V110H167ZM179 111H180V110H179ZM187 111H188V110H187ZM191 111H192V110H191ZM191 111H190V112H191ZM240 111H241V110H240ZM242 111H243V110H242ZM253 111H254V110H253ZM14 112H15V111H14ZM21 112H22V111H21ZM27 112H28V111H27ZM27 112H25V113H27ZM35 112H36V111H35ZM35 112H34V113H35ZM39 112H40V111H39ZM47 112H48V111H47ZM47 112H46V113H47ZM82 112H83V111H82ZM92 112H93V111H92ZM94 112H95V111H94ZM117 112H116V113H117ZM136 112H137V111H136ZM172 112H173V111H172ZM182 112H183V111H182ZM209 112H210V111H209ZM230 112H231V111H230ZM245 112H246V111H245ZM29 113H30V111H29ZM37 113H38V112H37ZM48 113H49V112H48ZM58 113H60V112H58ZM83 113H86V112H83ZM83 113H82V114H83ZM113 113H114V112H113ZM113 113L111 114V116L113 115ZM130 113H131V112H130ZM162 113H163V112H162ZM234 113H235V112H234ZM236 113H237V111H236ZM243 113H244V112H243ZM256 113H257V112H256ZM256 113H255V114H256ZM13 114H14V113H13ZM15 114H16V113H15ZM20 114H21V113H20ZM31 114H32V112H31ZM44 114H45V113H44ZM60 114H61V113H60ZM79 114H80V113H79ZM117 114L120 115L119 113H117ZM163 114H165V113H163ZM167 114H168V113H167ZM207 114H208V113H207ZM209 114H210V113H209ZM10 115H11V114H10ZM22 115H23V114H22ZM27 115H28V114H27ZM57 115H58V114H57ZM68 115H69V114H68ZM70 115H71V114H70ZM74 115H75V114H74ZM77 115H78V114H77ZM87 115H88V114H87ZM91 115H92V113H91ZM100 115H101V113H100ZM115 115H116V114H115ZM122 115H124V114H122ZM127 115H128V113H127ZM127 115H125V117H126ZM170 115H171V114H170ZM172 115H173V114H172ZM243 115H244V114H243ZM243 115H242V116H243ZM245 115H246V114H245ZM29 116H30V115H29ZM48 116H49V115H48ZM61 116H62V115H61ZM66 116H67V115H66ZM66 116H65V118H66ZM83 116H85V115H83ZM101 116H102V115H101ZM113 116H114V115H113ZM188 116H189V115H188ZM193 116H194V115H193ZM193 116H192V117H193ZM206 116H207V115H206ZM228 116H229V115H228ZM239 116H240V115H239ZM5 117H6V116H5ZM7 117H8V116H7ZM11 117H12V116H11ZM14 117H17V116L15 115ZM18 117H19V115H18ZM35 117L37 118L38 116H35ZM35 117H34V118H35ZM72 117H73V115H72ZM72 117H71V118H72ZM74 117H75V116H74ZM78 117H80V115H78ZM97 117H98V116H97ZM129 117H130V115H129ZM133 117H134V116H132V118H133ZM210 117H211V116H210ZM230 117H231V116H230ZM12 118H13V117H12ZM30 118H31V117H30ZM48 118H49V117H48ZM101 118H102V117H101ZM116 118H117V116H116ZM203 118H204V117H203ZM257 118H258V117H257ZM74 119H75V118H74ZM74 119H73V120H74ZM78 119H79V118H78ZM117 119H118V118H117ZM117 119H115V120H117ZM119 119H120V118H119ZM127 119H128V117H127ZM142 119H143V118H142ZM159 119H160V118H159ZM159 119H158V120H159ZM190 119H191V118H190ZM235 119H237V117H235ZM6 120H7V119H6ZM25 120H26V119H25ZM28 120H29V119H28ZM32 120H33V119H32ZM39 120H40V118H39ZM44 120H47V118L44 119ZM58 120H60V119H58ZM120 120H122V119H120ZM132 120H134V119H132ZM240 120H241V119H240ZM251 120H252V119H251ZM95 121H96V119H95ZM118 121H119V120H118ZM118 121H117V122H118ZM125 121H126V120H125ZM134 121H135V120H134ZM172 121H173V120H172ZM214 121H215V120H214ZM225 121H227V120L225 119ZM246 121H247V120H246ZM253 121H255V120H253ZM5 122H6V121H5ZM8 122H9V121H8ZM10 122H11V120H10ZM12 122H13V119H12ZM12 122H11V123H12ZM29 122H32V121H29ZM33 122H34V120H33ZM33 122H32V123H33ZM35 122H36V121H35ZM107 122H108V121H107ZM119 122H120V121H119ZM128 122H129V121H128ZM128 122H127V123H128ZM155 122H156V121H155ZM200 122H201V121H200ZM42 123L45 124L44 122H42ZM82 123H83V122H82ZM114 123H116V122H114ZM127 123H126V124H127ZM156 123H157V122H156ZM209 123H210V122H209ZM4 124H6V123H4ZM4 124H3V126H4ZM8 124H9V123H8ZM26 124H27V123H26ZM26 124H25V126H26ZM28 124H29V123H28ZM28 124H27L26 128L29 126ZM40 124H41V123H40ZM61 124H63V123H61ZM72 124H73V123H72ZM76 124H77V123H76ZM99 124H100V123H99ZM110 124L113 126V122H112V123H109V122H108L107 125L109 126ZM119 124H123V123L121 122V123H119ZM182 124H183V123H182ZM213 124H214V123H213ZM235 124H237V123H235ZM240 124H241V123H240ZM6 125H7V124H6ZM14 125H15V124H14ZM30 125H31V124H30ZM63 125H64V124H63ZM70 125H71V124H70ZM70 125H69V127H70ZM84 125H85V124H83L82 126H84ZM89 125H90V124H89ZM89 125H88V126H89ZM114 125H115V124H114ZM154 125H155V123H154ZM177 125H179V124H177ZM201 125H203V123H202ZM210 125H211V124H210ZM225 125H226V124H225ZM25 126H24V127H25ZM32 126L34 127V125H32ZM60 126H61V125H60ZM64 126H65V125H64ZM71 126H72V125H71ZM85 126H86V125H85ZM105 126H106V125H105ZM108 126H107V127H108ZM137 126H138V125H137ZM143 126H144V125H143ZM149 126H150V125H149ZM194 126H195V124H194ZM194 126H193V128H194ZM211 126H212V125H211ZM240 126H241V125H240ZM5 127H6V126H5ZM8 127H9V125H8ZM10 127H11V126H10ZM13 127H14V126H13ZM29 127H30V126H29ZM62 127H63V126H62ZM65 127H66V126H65ZM72 127H73V126H72ZM75 127H76V125H75ZM86 127H87V126H86ZM109 127H110V126H109ZM113 127H114V126H113ZM147 127H148V126H147ZM186 127H187V126H186ZM195 127H196V126H195ZM201 127H202V126H201ZM203 127H206V126H203ZM207 127H208V126H207ZM1 128H2V127H1ZM15 128H16V127H15ZM17 128H18V127H17ZM51 128H52V127H51ZM96 128H97V127H96ZM98 128H99V127H98ZM131 128H133V126H131ZM189 128H190V127H189ZM193 128H192V129H193ZM214 128H215V127H214ZM232 128H233V127H232ZM232 128H231V129H232ZM2 129H4V128H2ZM5 129H6V128H5ZM5 129H4V130H5ZM19 129H20V127H19ZM24 129H25V128H24ZM28 129H29V128H28ZM30 129H32V127H31ZM33 129H34V128H33ZM37 129H38V128H37ZM60 129H61V128H60ZM64 129H65V128H64ZM84 129H85V128H84ZM101 129H102V128H101ZM118 129H119V128H118ZM135 129L138 130L139 127L137 128L136 125H135L134 130H135ZM148 129H149V127H148ZM177 129H179V127H178ZM185 129H186V128H185ZM187 129H188V128H187ZM208 129H209V128H208ZM211 129H213V128H211ZM239 129H241V128L239 127ZM247 129H248V128H247ZM6 130H7V129H6ZM20 130H22V128H21ZM26 130H27V129H26ZM76 130H77V129H76ZM86 130H87V129H86ZM88 130H89V129H88ZM108 130H109V129H108ZM122 130H123V129H122ZM124 130H125L124 132H127L126 128H124ZM131 130H132V129H131ZM131 130H130V131H131ZM150 130H151V129H150ZM190 130H191V129H190ZM190 130H189V132H191ZM203 130H204V129H203ZM248 130H249V129H248ZM1 131H2V130H1ZM7 131H9V130H7ZM28 131H29V130H28ZM83 131H85V130H83ZM94 131H95V130H94ZM94 131H93V132H94ZM99 131L102 132L101 130H99ZM132 131H133V130H132ZM141 131H142V130H141ZM154 131H155V130H154ZM154 131H153V132H154ZM187 131H188V130H187ZM199 131H200V130H199ZM208 131H209V130H208ZM224 131H227V130H224ZM21 132H22V131H21ZM25 132H26V131H25ZM41 132H42V131H41ZM90 132L92 133V131H89V134H90ZM96 132H97V129H96ZM100 132H98V133H100ZM124 132H121V133L123 134ZM241 132H242V131H241ZM4 133H5V132H3V135H2V136H5V137H6V134H4ZM22 133H23V132H22ZM49 133H50V132H49ZM65 133H67V130H66ZM85 133H86V132H85ZM87 133H88V132H87ZM106 133H107V132H106ZM117 133H118V135H119V132H118V131H117ZM117 133H116V134H117ZM121 133H120V135H121ZM151 133H152V131H151ZM156 133H157V132H156ZM193 133H195V132L193 131ZM1 134H2V133H1ZM18 134H19V133H18ZM27 134H28V133H27ZM68 134H69V133H68ZM79 134H81V133H79ZM96 134H97V133H96ZM125 134H126V133H125ZM157 134H158V133H157ZM162 134H163V133H162ZM172 134H173V133H172ZM184 134H185V133H184ZM228 134H229V133H228ZM242 134H243V132H242ZM250 134H251V133H250ZM9 135H12V136H13L12 133L9 134ZM16 135H17V134H16ZM24 135H25V136H24ZM28 135H29V134H28ZM99 135H101V134H99ZM99 135H98V137H99ZM113 135H114V134H113ZM113 135H112V136H113ZM126 135H127V134H126ZM158 135H159V134H158ZM205 135H206V134H205ZM257 135H258V134H257ZM18 136H19V135H18ZM20 136H21V134H20ZM23 136L26 137L27 135H26V134H23ZM29 136H30V135H29ZM88 136H89V135H88ZM93 136H95V135L92 134V137H93ZM130 136H131V135H130ZM130 136H129V137H130ZM165 136H166V135H165ZM199 136H200V135H199ZM258 136H259V135H258ZM262 136H263V135H262ZM10 137H11V136H10ZM39 137H40V136H39ZM71 137H72V136H71ZM90 137H91V136H90ZM90 137H88V138H90ZM96 137H97V136H96ZM103 137H104V136H103ZM121 137H122V136H121ZM129 137H128V138H129ZM160 137H161V136H160ZM160 137H159V138H160ZM0 138H1V136H0ZM2 138H4V137H2ZM48 138H49V137H48ZM68 138H69V137H68ZM77 138L79 139V137H77ZM86 138H87V137H86ZM109 138H110V137H109ZM163 138H164V137H163ZM183 138H184V137H183ZM183 138H182V139H183ZM192 138H193V137H192ZM215 138H216V137H215ZM4 139H5V138H4ZM7 139H8V138H7ZM7 139H6V140H7ZM20 139H22V138H20ZM135 139H136V138H135ZM194 139H195V138H194ZM216 139H217V138H216ZM232 139H234V138H232ZM236 139H237V138H236ZM238 139H239V138H238ZM1 140H2V139H1ZM8 140H9V139H8ZM24 140H25V139H24ZM71 140H72V139H71ZM116 140H117V138H115V141H116ZM150 140H151V139H150ZM153 140H154V139H153ZM171 140H172V139H171ZM186 140H187V139H186ZM242 140H243V139H242ZM245 140H246V139H245ZM2 141L4 142V140H2ZM10 141H12V140H10ZM16 141H17V140H16ZM18 141H21V140H18ZM109 141H110V140H109ZM134 141H135V140H134ZM154 141H155V140H154ZM212 141H213V140H212ZM243 141H244V140H243ZM13 142H14V141H13ZM22 142L24 143V141H22ZM48 142H49V141H48ZM116 142H117V141H116ZM135 142H136V141H135ZM167 142H168V141H167ZM208 142H210V141H208ZM213 142H215V141H213ZM216 142H217V141H216ZM237 142H238V141H237ZM239 142H240V140H239ZM25 143H26V142H25ZM117 143H118V142H117ZM141 143H142V142H141ZM158 143H159V142H158ZM186 143H187V142H186ZM54 144H55V143H54ZM150 144H151V143H150ZM193 144H194V143H193ZM260 144H261V143H260ZM4 145H5V143H4ZM4 145H3V147H4ZM23 145H24V144H23ZM55 145H57V144H55ZM98 145H99V144H98ZM110 145H111V144H110ZM144 145H145V144H144ZM172 145H173V144H172ZM177 145H178V144H177ZM184 145H186V144L184 143ZM207 145H208V144H207ZM8 146H9V145H8ZM91 146H92V145H91ZM134 146H135V145H134ZM134 146H133V147H134ZM148 146H149V145H148ZM169 146H170V145H169ZM187 146H188V145H187ZM22 147H23V146H22ZM56 147H57V146H56ZM95 147H96V146H95ZM108 147H109V146H108ZM130 147H132V146H130ZM167 147H168V146H167ZM176 147H177V146H176ZM79 148H80V147H79ZM86 148H87V147H86ZM99 148H100V146H99ZM109 148H110V147H109ZM116 148H117V147H116ZM116 148H115V149H116ZM137 148H139V147H137ZM0 149H3V148H0ZM6 149H7V148H6ZM6 149H5V150H6ZM71 149H72V148H71ZM90 149H91V148H90ZM97 149H98V148H97ZM97 149H94V150H97ZM103 149H106V148H103ZM107 149H108V148H107ZM124 149H125V148H124ZM130 149H131V148H130ZM5 150H4V151H5ZM40 150H41V149H40ZM55 150H56V149H55ZM74 150H75V148H74ZM74 150H73V151H74ZM87 150H88V149H87ZM127 150H129V149H127ZM131 150H132V149H131ZM131 150H130V151H131ZM141 150L144 151V149H141ZM153 150H154V149H153ZM189 150H190V149H189ZM224 150H225V149H224ZM2 151H3V150H2ZM7 151H8V150H7ZM7 151H6V152H7ZM58 151H59V149H58ZM80 151H81V150H80ZM88 151H89V150H88ZM92 151H93V150H92ZM101 151H104V150L101 149ZM109 151H110V150H109ZM111 151H112V150H111ZM118 151H119V150H118ZM124 151H126V150H124ZM145 151H146V150H145ZM159 151H160V150H159ZM163 151H164V150H163ZM168 151H169V150H168ZM177 151H178V150H177ZM177 151H176V152H177ZM9 152H10V151H9ZM83 152H84V151H83ZM99 152H100V151H99ZM120 152H121V149H120ZM137 152H138V150H137ZM137 152H136V153H137ZM139 152H140V151H139ZM147 152H148V151H147ZM40 153H41V152H40ZM59 153H61V152L59 151ZM65 153H66V152H65ZM70 153H71V152H70ZM88 153H89V152H88ZM100 153H103V154H104V152H100ZM100 153H99V154H100ZM109 153H111V152H109ZM122 153H123V152H122ZM134 153H135V151H134ZM142 153H144V152H142ZM161 153H162V152H161ZM180 153L182 154V151H181V150H180ZM183 153H184V152H183ZM203 153H204V152H203ZM206 153H207V152H206ZM41 154H42V153H41ZM68 154H69V153H68ZM95 154H96V153H95ZM97 154H98V153H97ZM97 154H96V155H97ZM99 154H98V155H99ZM103 154H102V155H103ZM105 154H106V153H105ZM114 154H115V153H114ZM116 154H117V151H116ZM120 154H121V153H120ZM127 154H128V153H127ZM127 154H126V155H127ZM137 154H138V153H137ZM173 154H174V153H173ZM228 154H229V153H228ZM2 155H3V154H2ZM2 155H0V156H1L0 159L3 158ZM69 155H70V154H69ZM81 155H82V154H81ZM91 155H92V154H91ZM98 155H97V156H98ZM123 155H125V154H123ZM129 155H130V154H129ZM129 155H127V156H129ZM144 155L146 156V154H144ZM177 155H178V154H177ZM40 156H41V155H40ZM72 156H73V155H71V157H72ZM82 156H83V155H82ZM120 156H121V155H120ZM130 156H131V155H130ZM132 156H133V155H132ZM145 156H144V157H145ZM261 156H262V155H261ZM10 157H11V156H10ZM57 157H59V156H57ZM68 157H69V156H68ZM68 157H67V158H68ZM94 157H95V156H94ZM107 157H108V156L101 157V158H103V159H104V158L107 159ZM121 157L124 158V156H121ZM134 157H135V156H134ZM134 157H133V159H134ZM138 157H141V156H138ZM182 157H184L183 154H182ZM186 157H187V155H186ZM4 158H5V157H4ZM7 158H8V157H7ZM11 158H12V157H11ZM42 158H43V157H42ZM50 158H51V157H50ZM62 158L66 159L65 157H62ZM62 158H59V161H60V159L62 160ZM72 158H73V157H72ZM80 158H81V157H80ZM96 158L98 159V157H96ZM122 158H121V160H122ZM141 158H142V157H141ZM141 158H140V160H141ZM146 158H147V157H146ZM192 158H193V157H192ZM40 159H41V158H40ZM69 159H70V158H69ZM108 159H109V157H108ZM117 159H119V158H117ZM184 159H185V157H184ZM188 159H189V158H188ZM10 160H11V159H10ZM124 160H126V159H124ZM130 160H131V159H130ZM135 160H136V162H137V160H139V158H137V155H136V159H135ZM143 160H144V159H143ZM64 161H65V160H64ZM67 161H68V160H67ZM67 161H66V163H67ZM78 161H79V160H78ZM94 161H95V160H94ZM112 161H113V160H112ZM127 161H129V160L127 159ZM127 161H125L124 163H127ZM132 161H133V160H132ZM62 162H63V161H62ZM62 162H60V163H62ZM69 162H70V161H69ZM72 162H73V161H72ZM118 162H119V161H118ZM134 162H135V161H134ZM134 162H133V163H134ZM166 162H167V161H166ZM166 162H165V163H166ZM263 162H264V161H263ZM263 162H261V163L263 164ZM63 163H64V162H63ZM63 163H62V164H63ZM70 163H71V162H70ZM73 163H74V162H73ZM124 163H122V164L125 165ZM131 163H132V162H131ZM131 163H130V164H131ZM133 163H132V164H133ZM64 164H65V163H64ZM92 164H93V163H92ZM98 164H99V162H98ZM112 164H113V162H112ZM114 164H115V163H114ZM122 164H121V166H122ZM136 164H137V163H136ZM136 164H134V166H135ZM67 165H68V163H67ZM71 165H73V164L71 163ZM238 165H239V164H238ZM260 165H261V164H260ZM4 166H5V165H4ZM68 166H69V165H68ZM68 166H67V167H68ZM134 166H133V167H134ZM136 166H137V165H136ZM253 166H254V165H253ZM257 166H258V165H257ZM43 167H44V166H43ZM61 167H62V166H61ZM92 167H94V165H93ZM96 167H97V166H96ZM96 167H95V168H96ZM116 167H117V166H116ZM122 167H124V168H128V167H129V168H130L129 165H128V167H125V166H122ZM146 167H147V166H146ZM254 167H255V166H254ZM263 167H264V164H263ZM69 168H70V167H69ZM129 168H128V169H129ZM135 168H136V167H135ZM135 168H134V169H135ZM137 168H138V167H137ZM242 168H243V167H242ZM134 169H133V170H134ZM143 169H144V168H143ZM161 169H163V168H161ZM243 169H244V168H243ZM41 170H42V169H41ZM98 170H99V168H98ZM131 170H132V168H131ZM145 170H146V169H145ZM20 171H21V170H20ZM37 171H39V170H37ZM42 171H43V170H42ZM45 171H46V170H45ZM48 171H49V170H48ZM56 171H57V170H56ZM64 171H65V170H64ZM126 171H127V170H126ZM263 171H264V170H263ZM29 172H30V171H29ZM52 172H53V171H52ZM57 172H58V171H57ZM61 172H62V171H61ZM61 172H60V173H61ZM88 172H89V171H88ZM136 172H137V171H136ZM141 172H143V171H141ZM207 172H208V171H207ZM225 172H226V171H225ZM55 173H56V172H55ZM89 173H90V172H89ZM115 173H116V172H115ZM118 173H119V172H118ZM148 173H149V172H148ZM159 173H160V172H159ZM229 173H231V172H229ZM261 173H262V172H261ZM263 173H264V172H263ZM30 174H31V173H30ZM48 174H49V173H48ZM102 174H103V173H102ZM139 174H141V173H139ZM162 174H163V173H162ZM196 174H197V173H196ZM199 174H200V173H199ZM205 174H206V173H205ZM208 174H209V173H208ZM225 174H226V173H225ZM31 175H32V174H31ZM31 175H30V176H31ZM42 175H43V173H42ZM46 175H47V174H46ZM105 175H106V174H105ZM126 175H127V173H126ZM136 175H137V174H136ZM152 175H153V174H152ZM166 175H167V174H165V176H166ZM202 175H203V174H202ZM9 176H10V175H9ZM15 176H16V174H15ZM26 176H27V175H26ZM28 176H29V175H28ZM47 176H48V175H47ZM79 176H81V175H79ZM127 176H128V175H127ZM137 176H138V175H137ZM141 176H142V175H141ZM163 176H164V175H162V177H163ZM173 176H174V175H173ZM190 176H191V175H190ZM198 176H201V175H198ZM32 177H33V175H32ZM53 177H54V176H53ZM86 177H87V176H86ZM128 177H129V176H128ZM139 177H140V176H139ZM35 178H36V177H35ZM39 178H40V177H39ZM118 178H119V176H118ZM118 178H117V179H118ZM147 178H148V177H147ZM154 178H155V177H154ZM156 178H157V175H156ZM163 178H164V177H163ZM204 178H205V176H204ZM100 179H101V178H100ZM122 179H123V180H120L121 184H122V181H123V182H127V181H124L125 178L122 177ZM141 179H142V178H141ZM144 179H145V178H144ZM165 179H166V178H165ZM4 180H5V178H4ZM62 180H63V179H62ZM85 180H86V178H85ZM93 180H94V179H93ZM155 180H156V179H155ZM155 180H154V182H155ZM1 181H2V180H1ZM21 181H22V180H21ZM28 181L30 182V179H28ZM36 181H37V180H36ZM53 181H56V180H53ZM86 181H87V180H86ZM90 181H91V180H90ZM97 181H98V180H97ZM116 181H117V180H116ZM116 181H115V182H116ZM130 181H131V180H130ZM165 181H166V180H165ZM165 181H164V182H165ZM167 181H168V179H167ZM228 181H229V180H228ZM22 182H23V181H22ZM26 182H27V181H26ZM49 182H50V181H49ZM51 182H52V181H51ZM59 182H60V181H59ZM84 182H85V181H84ZM101 182H102V181H101ZM107 182H108V180H107ZM115 182H114V185H116ZM117 182H119V181H117ZM215 182H217V181H215ZM263 182H264V180H263ZM3 183H4V182H3ZM9 183H10V182H9ZM53 183H54V182H53ZM85 183H86V182H85ZM99 183H100V182H99ZM129 183H130V182H129ZM34 184H35V183H34ZM38 184H39V182L36 183V185H38ZM56 184H57V183H56ZM88 184H89V183H88ZM88 184H87V186H88ZM108 184H110V183H108ZM140 184H141V183H140ZM161 184H163V182H162ZM198 184H199V183H198ZM23 185H25V184H23ZM47 185H48V184H47ZM89 185H90V184H89ZM93 185H94V184H93ZM98 185H99V184H98ZM98 185H97L96 187H98ZM100 185H101V184H100ZM104 185H105V184H104ZM142 185H144L145 187L147 186V185H145L144 183H143ZM163 185H164V184H163ZM163 185H162V186H163ZM194 185H195V184H194ZM0 186H1V185H0ZM3 186H4V185H3ZM16 186H17V185H16ZM19 186H20V185H19ZM38 186H39V185H38ZM101 186H102V185H101ZM105 186H108V185L106 184ZM116 186H117V185H116ZM118 186H119V188H120V186H122V185H118ZM126 186H127V185H126ZM155 186H160V185H156V183H155ZM155 186H154V187H155ZM176 186H177V185H176ZM6 187H7V186H6ZM9 187H11V186H9ZM20 187H21V186H20ZM25 187H26V186H25ZM36 187H37V186H36ZM44 187H45V186H44ZM88 187H89V188L91 187V189L93 188L91 185L88 186ZM103 187H104V186H103ZM127 187H129V186H127ZM131 187H132V186H131ZM213 187H214V186H213ZM3 188H4V187H3ZM31 188H32V185H31ZM37 188H39V187H37ZM99 188H100V187H98V189H99ZM101 188H102V187H101ZM108 188H110V187H108ZM111 188H112V187H111ZM115 188H116V187H115ZM119 188H118V189H119ZM129 188H130V187H129ZM151 188H152V187H151ZM161 188H162V187H161ZM164 188H165V187H164ZM175 188H176V187H175ZM1 189H2V188H1ZM24 189H26V188H24ZM40 189H41V188H40ZM40 189L37 190L38 193H39V191H41ZM42 189H44V188H42ZM122 189L124 190V188H122ZM155 189H156V188H155ZM48 190H50V189H48ZM92 190H94V189H92ZM101 190H102V189H101ZM101 190H98V192H100ZM161 190H163V189H160V190H158V191H161ZM24 191H26V190H24ZM24 191H23V192H24ZM28 191H29V190H28ZM28 191L25 192V193H28ZM83 191H84V190H83ZM104 191H105V189H104ZM108 191H109V190H108ZM120 191H121V190L119 189V194L121 195V192H120ZM124 191H125V190H124ZM152 191H156V190H152ZM13 192H14V189H13ZM50 192H51V191H50ZM84 192H85V191H84ZM256 192H257V191H256ZM21 193H22V192H21ZM21 193H20V194H21ZM40 193H42V192H40ZM40 193H39V194H40ZM44 193H45V192H44ZM58 193H59V192H58ZM81 193H82V192H81ZM92 193H93V192H92ZM247 193H248V192H247ZM20 194H19V195H20ZM28 194H29V193H28ZM28 194H27V196H29ZM33 194H34V193H33ZM50 194H51V193H50ZM98 194H99V193H98ZM103 194H104V193H103ZM106 194H108V192H107ZM106 194H105V195H106ZM123 194H124V193H123ZM149 194H150V193H149ZM225 194H226V193H225ZM225 194L223 193L222 195L224 196ZM19 195H18V196H19ZM23 195H24V193H23ZM34 195H35V194H34ZM41 195H43V194H41ZM41 195H39V196H41ZM51 195H52V194H51ZM80 195H81V194H80ZM120 195H119V197H120ZM174 195H175V194H174ZM219 195H221V192H220ZM222 195H221V196H222ZM255 195H259V194H256V193H255ZM262 195H263V194H262ZM11 196H12V195H11ZM11 196H10V197H11ZM90 196H91V195H90ZM93 196H94V195H93ZM95 196H98V195H95ZM102 196H104V195H102ZM107 196H108V195H107ZM109 196H111V195H109ZM117 196H118V195H117ZM223 196H222V197H223ZM10 197H9V200H7L8 202L11 201V200H10ZM42 197H46V196H42ZM42 197H41V198H42ZM52 197H53V196H52ZM71 197H72V195H71ZM71 197H70V198H71ZM98 197H99V196H98ZM119 197H118V198H119ZM216 197H217V196H216ZM259 197H260V196H259ZM259 197H258V198H259ZM263 197H264V196H263ZM15 198H17V197H15ZM36 198H37V197H36ZM38 198H39V197H38ZM73 198H74V197H73ZM86 198H87V197H86ZM91 198H92V197H91ZM116 198H117V197H116ZM224 198H225V197H223V199H224ZM260 198H261V197H260ZM260 198H259V199H260ZM11 199H12V198H11ZM71 199H72V198H71ZM71 199H70V201H71ZM74 199H75V198H74ZM113 199H114V198H113ZM122 199H123V198H122ZM163 199H164V198H163ZM249 199H251V198H248V200H249ZM255 199H256V198H255ZM0 200H1V199H0ZM4 200H5V199H4ZM16 200H18V198H17ZM16 200H15V203H18ZM37 200H38V199H37ZM49 200H50V199H49ZM52 200H54V199H52ZM56 200H58V199H56ZM85 200H86V199H85ZM94 200H95V199H94ZM106 200H107V199H105V201H106ZM114 200H115V199H114ZM119 200H120V199H119ZM166 200H167V199H166ZM215 200H217V199H215ZM215 200H214V201H215ZM218 200H219V199H218ZM218 200H217L216 202L219 203ZM238 200H240V199H238ZM263 200H264V199H263ZM12 201H13V200H12ZM25 201H26V200H25ZM29 201H30V200H29ZM50 201H51V200H50ZM63 201H64V200H63ZM96 201H97V197H96ZM100 201H101V200H100ZM103 201H104V200H103ZM108 201H109V200H108ZM127 201H129V200H127ZM161 201H162V200H161ZM256 201L258 202V200H256ZM260 201H261V200H260ZM4 202H5V201H4ZM94 202H95V201H94ZM106 202H107V201H106ZM164 202H165V201H164ZM212 202H213V201H212ZM212 202H211V203H212ZM222 202H223V201H222ZM252 202H253V201H252ZM261 202H262V204L264 203L263 201H261ZM261 202H260V203H261ZM10 203H11V202H10ZM10 203H9V206H10ZM12 203H13V202H12ZM27 203H28V202H27ZM27 203H25V204H27ZM30 203H31V202H30ZM43 203H44V202H43ZM47 203H48V201H47ZM58 203H60V202H58ZM72 203H73V202H72ZM72 203H71V204H72ZM76 203H77V202H76ZM97 203H98V202H97ZM147 203H148V202H147ZM22 204H23V203H22ZM56 204H57V201H56ZM83 204H84V203H83ZM94 204H95V203H94ZM108 204H109V203H108ZM113 204H114V203H113ZM131 204H132V203H131ZM140 204H141V203H140ZM214 204H215V203H214ZM224 204H225V203H224ZM250 204H252V203H250ZM254 204H255V203H254ZM262 204H261V205H262ZM6 205H7V207H8V204H6ZM62 205H63V204H62ZM72 205H73V204H72ZM102 205H103V204H102ZM143 205H144V204H143ZM143 205H142V207H143ZM154 205H155V204L153 203V206H154ZM18 206H20V205H18ZM22 206H23V205H22ZM27 206H29V205H27ZM27 206H24L25 209H27V208H26ZM46 206H47V205H46ZM74 206H75V205H74ZM86 206H87V205H86ZM90 206L92 207V205H90ZM104 206H105V205H104ZM144 206H145V205H144ZM149 206H150V205H149ZM159 206H160V204H159ZM159 206H158V207H159ZM224 206H225V205H224ZM235 206H236V205H235ZM250 206H251V205H250ZM252 206H253V204H252ZM252 206H251V207H252ZM255 206H256V205H255ZM263 206H264V205H262V207H260V208L262 209ZM15 207H17V206H15ZM24 207H23V208H24ZM75 207H76V206H75ZM84 207H85V204H84ZM93 207H94V205H93ZM93 207H92V208H93ZM99 207H100V206H99ZM109 207H111V206H109ZM154 207H155V206H154ZM154 207H153V208H154ZM158 207H157V208H158ZM163 207H164V206H163ZM206 207H207V206H206ZM220 207H221V206H220ZM247 207H249V206H247ZM20 208H21V207H20ZM30 208H31V206H30ZM30 208H29V209H30ZM32 208H33V207H32ZM38 208H39V207H38ZM59 208H60V207H59ZM59 208H58V209H59ZM102 208H104V207H102ZM116 208H117V207H116ZM145 208H147V207L145 206ZM145 208H144V209H145ZM150 208H151V207H150ZM200 208H201V207H200ZM214 208H217V205H216ZM253 208H254V207H253ZM11 209H12V208H11ZM14 209H16V208H14ZM66 209H67V208H66ZM134 209H135V208H134ZM211 209L213 210V212L215 211V210L213 209V206H212V208H210V210H211ZM226 209H227V208H226ZM246 209H247V208H246ZM250 209H251V208H250ZM255 209H257V208H255ZM16 210H17V209H16ZM31 210H32V209H31ZM33 210H34V208H33ZM36 210H37V208H36ZM92 210H93V209H92ZM98 210H99V209H98ZM106 210H107V208H106ZM118 210H119V209H118ZM136 210H137V209H136ZM136 210H135V211H136ZM138 210H140V207H139ZM138 210H137V212H139ZM141 210H142V208H141ZM155 210H156V209H155ZM160 210H161V208H160ZM207 210H209V209H207ZM212 210H211V211H212ZM10 211H11V210H10ZM47 211H48V210H47ZM64 211H65V210H64ZM101 211H102V209H101ZM104 211H105V209H104ZM135 211H134V212H135ZM143 211H144V210H143ZM211 211H210V214L213 215V212H211ZM216 211H217V210H216ZM226 211H227V210H226ZM251 211L253 212L252 209H251ZM261 211H262V210H261ZM261 211H260V212H261ZM13 212H16V211L13 210ZM18 212H19V211H18ZM30 212H32V211H30ZM74 212H75V211H74ZM74 212H71V213H74ZM129 212H130V211H129ZM129 212H128V213H129ZM151 212H153V211H151ZM154 212H156V211H154ZM154 212H153V216H154ZM207 212H208V211H207ZM262 212H263V211H262ZM262 212H261V213H262ZM58 213H59V211H58ZM63 213H64V212H62V214H63ZM84 213H85V212H84ZM86 213H87V212H86ZM135 213H136V212H135ZM143 213H144V212H143ZM157 213H160V212H157ZM205 213H206V212H205ZM215 213H216V212H215ZM228 213L230 214V212H228ZM231 213H232V212H231ZM237 213H238V212H237ZM243 213H244V212H243ZM245 213H247V212H245ZM14 214H16V213H14ZM19 214H20V212H19ZM53 214H54V213H53ZM56 214H57V212H56ZM79 214H80V213H79ZM104 214H105V212H104ZM130 214H131V212L129 213L128 218L131 216ZM137 214H138V213H137ZM137 214H136V215H137ZM164 214H165V217H168V216H169V215L167 214V212L164 213ZM166 214H167V216H166ZM173 214H174V213H173ZM183 214H184V213H183ZM217 214H219V213H217ZM248 214H249V213H248ZM252 214H253V213H252ZM259 214H260V213H259ZM5 215H6V214H5ZM9 215L11 216V214H9ZM24 215H25V213H24ZM106 215H107V214H106ZM139 215H141V214L139 213L138 216H139ZM143 215H144V214H143ZM143 215H142V217H143ZM157 215H159V214H157ZM215 215H216V214H215ZM231 215H232V214H231ZM19 216H20V215H19ZM35 216H36V215H35ZM38 216H39V215H38ZM40 216H41V215H40ZM77 216H78V215H77ZM93 216H94V215H93ZM93 216H92V217H93ZM109 216H110V215H109ZM115 216H117V215H115ZM146 216H147V215H146ZM159 216H160V215H159ZM177 216H178V215H177ZM177 216H176V217H177ZM182 216H183V215H182ZM220 216H222V215L220 214ZM229 216H230V215H229ZM252 216H253V215H252ZM256 216H257V215H256ZM262 216H263V215H262ZM0 217H2V216H0ZM20 217H22V216H20ZM52 217H53V215H52ZM95 217H96V216H95ZM124 217H125V215H124ZM126 217H127V216H126ZM139 217H140V216H139ZM139 217H138V219L140 220L141 217H140V218H139ZM147 217H148V216H147ZM160 217H161V216H160ZM184 217H186V216L184 215ZM199 217H200V216H199ZM201 217H202V216H201ZM201 217H200V218H201ZM232 217H233V216H232ZM237 217H238V216H237ZM237 217H236V218H237ZM259 217H260V216H258V218H259ZM9 218H10V217H9ZM45 218H46V216H45ZM49 218H50V216H49ZM55 218H56V217H55ZM57 218H59V217H57ZM65 218L67 219V217H65V214H64V219H65ZM84 218H85V217H84ZM84 218H83V219H84ZM90 218H91V217H90ZM116 218H117V217H116ZM119 218H121V217H119ZM143 218H145V215H144ZM170 218H172V217H170ZM170 218H169V219H170ZM205 218H207V217H205ZM209 218H211V217H209ZM212 218H213V216H212ZM233 218H234V217H233ZM240 218H241V217H240ZM261 218H263V217H261ZM261 218L258 219V220L260 221ZM17 219H18V220H19V219L21 220V218H17ZM52 219H53V218H52ZM66 219H65V220H66ZM69 219H70V218H69ZM69 219H68V220H69ZM106 219H107V217H106ZM122 219H123V218H122ZM134 219H135V221L137 220L136 218H134ZM163 219L165 220L164 216H163ZM214 219H215V217H214ZM221 219H222V218H221ZM255 219H256V218H254V220H255ZM11 220H12V219H11ZM15 220H16V219H15ZM18 220H17V221H18ZM37 220H38V219H37ZM72 220H73V219H72ZM88 220H89V219H88ZM125 220H126V219H125ZM144 220H145V219H144ZM150 220H151V219H150ZM173 220H174V219H173ZM206 220H207V219H206ZM209 220H210V219H208V221H209ZM239 220H240V219H239ZM251 220H253V219H251ZM263 220H264V219H263ZM55 221H56V220H54V221H52V222H55ZM61 221H62V220H61ZM121 221H122V220H121ZM128 221H129V220H128ZM137 221H138V220H137ZM193 221H194V220H193ZM220 221H221V220H220ZM243 221H244V220H243ZM19 222H20V221H19ZM28 222H29V221H28ZM28 222H27V223H28ZM36 222H37V221H36ZM68 222H69V221H68ZM73 222H76V223H77L76 220H75V221L73 220ZM73 222H72V223H73ZM83 222H84V221H83ZM86 222H87V221H86ZM97 222H98V221H97ZM126 222H127V221H126ZM131 222H134V220L131 221ZM131 222H130V223H131ZM139 222L141 223V222H143V221H138V223H137V222H135V223L139 224ZM170 222H171V221H170ZM185 222H186V221H185ZM205 222H206V223H205ZM205 222H204V223H205L204 226L207 224V221H205ZM244 222H246V221H244ZM15 223H17V222H15ZM41 223H43V222H41ZM65 223H66V221H65ZM72 223H71V224L69 223V224L72 225ZM110 223H111V222H110ZM177 223H178V222H177ZM177 223H176V224H177ZM202 223H203V221H202ZM208 223H209V222H208ZM254 223H255V222H254ZM254 223H253V224H254ZM257 223H258V222H257ZM257 223H255V224H257ZM259 223H261V221H260ZM259 223H258L257 225H259ZM262 223H263V222H262ZM262 223H261V224H262ZM0 224H1V223H0ZM9 224H10V223H9ZM38 224H39V223H38ZM44 224L46 225V222H44ZM44 224H43V225H44ZM50 224H51V222H50ZM59 224H60V223H59ZM69 224H68V225H69ZM73 224H74V223H73ZM98 224H99V223H98ZM104 224H105V221H104ZM112 224H113V222H112ZM125 224H126V223H125ZM170 224H171V223H170ZM174 224H175V223H174ZM181 224H184V223H181ZM197 224L200 225L199 222H198ZM242 224H243V223H242ZM249 224H251V223H249ZM249 224H248V225H249ZM253 224H252V225H253ZM261 224H260V225H261ZM10 225H11V224H10ZM23 225H25V224H23ZM40 225H42V224H40ZM40 225H38V226H40ZM45 225H44V226H45ZM53 225H54V224H53ZM53 225H52V226H53ZM74 225H75V224H74ZM84 225H85V224H84ZM100 225H101V224H100ZM140 225H141L140 227H142V224H140ZM147 225H149V224H147ZM147 225H146V227L148 228ZM201 225H202V224H201ZM219 225H220V224H219ZM237 225H239V224H237ZM245 225H246V224H245ZM2 226H3V225H2ZM6 226H7V225H6ZM25 226L28 227L27 224H26ZM34 226H36L35 223H34ZM34 226H33V228H34ZM52 226H51V227H52ZM76 226H77V225H76ZM102 226H103V225H102ZM108 226L110 227V225H108ZM114 226H115V225H114ZM114 226H113V227H114ZM126 226H127V225H126ZM150 226H152V228H151ZM150 226H149V227H150L151 229H153V225H150ZM176 226H178V225H176ZM208 226H209V225H208ZM246 226H247V225H246ZM253 226H254V225H253ZM8 227H9V226H8ZM21 227H22V226H19V228H21ZM29 227H30V226H29ZM41 227H42V226H41ZM61 227H62V225H61ZM79 227H80V225H79ZM90 227H91V226H89V228H90ZM92 227H93V226H92ZM143 227H145V226H143ZM155 227H156V226H155ZM170 227H172V226H170ZM195 227H196V226H195ZM257 227H258V226H257ZM257 227H256V228H253V227H252V228L255 229V230H257ZM260 227H261V226H260ZM260 227H259V229H260ZM77 228H78V227H77ZM77 228H76V229H77ZM105 228H106V227H105ZM162 228H163V227H162ZM198 228H199V227H198ZM200 228H201V227H200ZM248 228H249V229H247V230H251L250 226H249ZM1 229H2V228H1ZM27 229H30V228H27ZM35 229H37V228H35ZM38 229H39V228H38ZM70 229H71V227H69V230H70ZM111 229H112V228H111ZM123 229H124V228H123ZM123 229H122V230H123ZM140 229H141V228H140ZM143 229H144V231L147 230V229H145V228H143ZM143 229H141V230H143ZM160 229H161V228H160ZM160 229H158V232H159ZM164 229H166V228H164ZM168 229H169V228H168ZM173 229H174V227H173ZM173 229H172V230H173ZM193 229H195V228H193ZM193 229H192V230H193ZM203 229H205V228H203ZM259 229H258V230H259ZM4 230H6V229H4ZM4 230H3V231H4ZM7 230H8V229H7ZM7 230H6V231H7ZM19 230H20V229H19ZM31 230H32V229H31ZM90 230H92V229H90ZM95 230H97V229H95ZM119 230H120V229H119ZM136 230H137V229H136ZM141 230H140V231H141ZM153 230H154V229H153ZM153 230H150V231L152 232ZM156 230H157V228H156ZM196 230L198 231L199 229H195V231H196ZM200 230H201V229H200ZM244 230H245V229H244ZM3 231H2V232H3ZM29 231H30V230H29ZM33 231H34V230H33ZM63 231H64V230H63ZM65 231H66V230H65ZM65 231H64V232H65ZM97 231H99V230H97ZM97 231H96V232H97ZM127 231H129V230H127ZM127 231H124V232H127ZM150 231H149V232H150ZM178 231H179V230H178ZM202 231H203V230H202ZM204 231H205V230H204ZM216 231H217V230H216ZM216 231H215V233H216ZM245 231H246V230H245ZM253 231H254V230H253ZM2 232H0V233L2 234ZM7 232H8V231H7ZM39 232H40V230H39ZM51 232H52V231H51ZM84 232H85V230H84ZM114 232H115V231H114ZM114 232H113V233H114ZM124 232H123V233H124ZM135 232H137V231H135ZM138 232H139V230H138ZM141 232H142V233L139 232V236L141 235V237H142V234H144V233H146V232H144V233H143V231H141ZM153 232H154V231H153ZM153 232H152V233H153ZM160 232H161L162 234L164 233V232H162V229H161ZM160 232H159V234H160ZM189 232H190V231H189ZM198 232H199V231H198ZM249 232H251V231H249ZM249 232H248V234H249ZM256 232H257V231H256ZM262 232H263V231H262ZM4 233H5V232H4ZM8 233H9V232H8ZM8 233H7V234H8ZM14 233H15V232H14ZM16 233H17V232H16ZM24 233H25V232H24ZM27 233H28V232H27ZM30 233H31V231H30ZM41 233H42V232H41ZM98 233H99V232H98ZM98 233H97V234H98ZM130 233H131V232H130ZM130 233H129V234H130ZM191 233H192V231H191ZM191 233H189V235H193V234H191ZM217 233H218V232H217ZM246 233H247V232H246ZM252 233H253V232H252ZM252 233H251V234H252ZM5 234H6V233H5ZM33 234H34V233H33ZM36 234H37V233H36ZM87 234H88V231H87ZM89 234H90V233H89ZM94 234H96V233L94 232ZM110 234H111V233H110ZM115 234H116V233H115ZM125 234H126V233H125ZM127 234H128V232H127ZM127 234H126V235H127ZM154 234H155V233H154ZM154 234H153V235H154ZM156 234H157V233H156ZM203 234H204V233H202V236H203V238H204V235H203ZM208 234H211V233H207V235H208ZM14 235H15V234H14ZM20 235H21V234H20ZM27 235H28V234H27ZM27 235H26V236H27ZM29 235H30V234H29ZM29 235H28V236H29ZM61 235H62V234H61ZM63 235H64V234H63ZM98 235H99V234H98ZM144 235H145V234H144ZM144 235H143V236H144ZM197 235H198V234L196 233V236H197ZM211 235L213 236V234H211ZM217 235H218V234H217ZM233 235L235 236V234H233ZM233 235H232V236H233ZM1 236H2V235H0V237H1ZM42 236H43V235H42ZM52 236H53V235H52ZM56 236H58V234H57ZM83 236H84V235H83ZM83 236H82V237H83ZM96 236H97V235H96ZM99 236H100V235H99ZM109 236H110V235H109ZM122 236H123V235H122ZM137 236H138V235H137ZM139 236H138V237H139ZM193 236H195V235H193ZM214 236H215V235H214ZM255 236H256V234H255ZM262 236H263L262 239L264 240V235H262ZM2 237H3V236H2ZM23 237H24V236H23ZM30 237H31V235H30ZM65 237H66V236H65ZM106 237H107V235H106ZM125 237H126V236H124V238H125ZM132 237H133V236H132ZM132 237H131V238H132ZM185 237H186V236H185ZM185 237H184V238H185ZM191 237H192V236H191ZM206 237H208V236H206ZM215 237H216V236H215ZM215 237H214V238H215ZM217 237H218V236H217ZM235 237H236V236H235ZM247 237H249V236H247ZM251 237H254V235H252V236L250 235V238H251ZM258 237H259V236H258ZM37 238H38V237H37ZM46 238H47V237H46ZM66 238H67V237H66ZM103 238H104V236H103ZM113 238H114V237H113ZM115 238L117 239V237H115ZM128 238H129V237H128ZM200 238H201V237H200ZM211 238H212V237H211ZM245 238H246V236H245ZM254 238H255V237H254ZM259 238H260V237H259ZM0 239H1V238H0ZM9 239H10V238H9ZM18 239H19V238H18ZM23 239H24V238H23ZM79 239H80V238H79ZM87 239H88V238H87ZM107 239L109 240L110 238H107ZM107 239H106V242H108ZM136 239L138 240V238H136ZM192 239H193V238H192ZM204 239H205V238H204ZM233 239H234V238H233ZM246 239H247V238H246ZM248 239H249V238H248ZM252 239H253V238H252ZM256 239L258 240V242L261 241V240L258 239V238H256ZM256 239H255V240H256ZM33 240H34V238H33ZM57 240H59V239H57ZM77 240H78V239H77ZM132 240H133V239H132ZM140 240H141V238H140ZM146 240H147V239H146ZM146 240H144V241H146ZM207 240H210L209 237H208ZM240 240H241V239H240ZM253 240H254V239H253ZM257 240H256V241H257ZM9 241H10V240H9ZM101 241H102V240H101ZM103 241H105V240H103ZM110 241H111V240H110ZM113 241H114V240H113ZM115 241H116V240H115ZM128 241H129V239H128ZM134 241H135V239H134ZM148 241H149V239H148ZM163 241H164V240H163ZM183 241H184V240H181L180 242H183ZM187 241H189V240H187ZM193 241H194V240H193ZM205 241H206V239H205ZM241 241H242V240H241ZM248 241H249V240H248ZM5 242H6V240L4 239V240H3V243H5ZM16 242H17V241H16ZM16 242H14V243H16ZM21 242H22V244H23V241H21ZM27 242H28V241H27ZM27 242H26V243H27ZM75 242H76V241H75ZM106 242H105V243H106ZM139 242H140V241H139ZM180 242H179V244H180ZM202 242H203V241H202ZM212 242H213V241H212ZM217 242H218V241H216V244H217ZM244 242H245V240H244ZM244 242H240V241H239V243H242V245H243ZM251 242H252V241H251ZM253 242H254V241H253ZM253 242H252V243H253ZM258 242H257V244H258ZM261 242H262V241H261ZM261 242H260V243H261ZM8 243H9V242H8ZM8 243H6V244H8ZM34 243H35V241H34ZM63 243H64V241H63ZM90 243H93V242H90ZM123 243H124V242H123ZM132 243H133V242H132ZM151 243H152V242H151ZM151 243H150V246H152ZM153 243H155V242H153ZM188 243H189V242H188ZM190 243H191V241H190ZM203 243H204V242H203ZM207 243H208V242H207ZM213 243H214V242H213ZM222 243H223V242H222ZM239 243H238V245H239ZM255 243H256V242H254V244H255ZM260 243H259V244H260ZM262 243H263V242H262ZM0 244H2V243H0ZM11 244H12V243H11ZM20 244H21V243H20ZM22 244L19 245V247L22 246ZM41 244H42V243H41ZM44 244H45V243H44ZM64 244H65V243H64ZM93 244H94V243H93ZM111 244H113V243H111ZM118 244H119V242H118ZM125 244H126V243H125ZM125 244H124V245H125ZM128 244H129V243H128ZM142 244H143V243H142ZM179 244H178V245H179ZM193 244H194V243H193ZM219 244H220V243H219ZM225 244H226V243H225ZM236 244H237V242H236ZM246 244H247V243H246ZM248 244H249V242H248ZM259 244H258V245H259ZM263 244H264V243H263ZM76 245H77V244H76ZM87 245H88V244H87ZM89 245H92V244H89ZM104 245H105V244H104ZM148 245H149V243H148ZM156 245H157V244H156ZM183 245H185V244L183 243ZM183 245H182V246H183ZM188 245H189V244H188ZM209 245H211V244L209 243ZM233 245H234V244L229 245V246H232V248H233V247L235 246V245H234V246H233ZM249 245H250V244H249ZM258 245H254V246H258ZM261 245H262V244H260L259 246H261ZM4 246H5V244H4ZM17 246H18V242H17ZM17 246H16V247H17ZM24 246H25V245H23V247H24ZM31 246H32V243H31ZM35 246H36V245H35ZM55 246H56V244H55ZM62 246H63V245H62ZM93 246H95V245H93ZM120 246H121V243H120ZM128 246H129V245H128ZM133 246H134V245H132V247H133ZM190 246H192V244H190ZM200 246H201V245H200ZM203 246H204V245H203ZM215 246H216V245H215ZM236 246H237V245H236ZM254 246L252 245V247H254ZM1 247H3V246L1 245ZM8 247H9V246H8ZM12 247H13V246H12ZM26 247H27V245H26ZM28 247H29V245H28ZM45 247H46V245H45ZM75 247H76V246H75ZM135 247H137V246H135ZM139 247H142V246H138L137 248H139ZM155 247H156V246H155ZM155 247H154V248H155ZM157 247H158V245H157ZM174 247H176V246L174 245ZM184 247H185V246H184ZM186 247H187V246H186ZM186 247H185V249H186ZM194 247H195V246H194ZM212 247H213V245H212ZM237 247H238L237 249H240V248H239L240 246H237ZM245 247H246V246H245ZM35 248H37V247H35ZM51 248H52V247H51ZM53 248H55V247H53ZM59 248H60V247H59ZM62 248H63V247H62ZM92 248H93V247H92ZM109 248H110V247H109ZM120 248H121V247H120ZM214 248H215V247H214ZM222 248H223V247H222ZM222 248H221V249H222ZM224 248H225V247H224ZM227 248H229V247L227 246ZM227 248H226V250H229V249H227ZM230 248H231V247H230ZM232 248H231V253H232ZM249 248H251V247L249 246ZM256 248H257V247H256ZM256 248H255V249H256ZM260 248H261V247H260ZM3 249H4L3 251L5 252V249H6V248L4 247ZM14 249H15V248H14ZM27 249H28V248H26V249H24V250L27 251ZM30 249H31V248H30ZM30 249H29L28 251H30ZM45 249H46V248H45ZM93 249H94V248H93ZM129 249H130V248H129ZM139 249H141V248H139ZM173 249H174V248H173ZM187 249H188V248H187ZM187 249H186V250H187ZM189 249L191 250V248H189ZM189 249H188V250H189ZM193 249H194V248H192V250H193ZM195 249H197V248H195ZM195 249H194V250H195ZM237 249H236V250H237ZM243 249H244V248H242V250H243ZM251 249H252V248H251ZM253 249H254V248H253ZM255 249H254V250H255ZM1 250H2V249H1ZM1 250H0V251H1ZM18 250H19V249H18ZM18 250H17V251H18ZM22 250H23V249H22ZM36 250H38V249H36ZM60 250H61V249H60ZM75 250H76V249H75ZM79 250H80V249H79ZM96 250H98V248H97ZM102 250H103V249H102ZM112 250H113V249H112ZM118 250H119V247H118ZM121 250H122V249H121ZM134 250H135V249H134ZM134 250H133V251H134ZM137 250H138V249H137ZM145 250H146V249H145ZM158 250L160 251L159 248H158ZM178 250H179V249H178ZM180 250H181V248H180ZM180 250H179V251H180ZM190 250H189V251H190ZM200 250H201V249H200ZM208 250H209V249H208ZM256 250H257V249H256ZM263 250H264V249H263ZM263 250L260 249L259 251L261 252V251H263ZM7 251H9V250L7 249ZM12 251H13V248H12L11 252H12ZM14 251H15V250H14ZM17 251H16V252H17ZM26 251L23 252V253H26ZM31 251H32V250H31ZM61 251H62V250H61ZM116 251H117V250H116ZM122 251H123V250H122ZM138 251H139V250H138ZM152 251H153V250H152ZM152 251H151V253H152ZM175 251H177V249H176ZM197 251H198V250H197ZM210 251H211V250H210ZM212 251H213V249H212ZM214 251H215V250H214ZM220 251L222 252V250H220ZM220 251H218V252H220ZM244 251H246V250L244 249ZM244 251H243V253H246V252H247V251H246V252H244ZM248 251H250V250L248 249ZM251 251H252V250H251ZM1 252H2V251H1ZM9 252H10V251H9ZM11 252L8 253V254L11 255V254H12ZM40 252H41V251H40ZM44 252H45V250H44ZM55 252H56V251H55ZM59 252H60V251H59ZM59 252H57V253L59 254ZM62 252H63V251H62ZM62 252H61L60 254H62ZM103 252H104V250H103ZM108 252H111L110 249H109ZM108 252H107V253H108ZM139 252H142V253H143V250H141V251H139ZM139 252H138V253H139ZM153 252H154V251H153ZM155 252H156V251H155ZM191 252H193V251H191ZM191 252H190V253H191ZM198 252H199V251H198ZM215 252H216V251H215ZM215 252H214V253H215ZM226 252H227V251H226ZM233 252H234V251H233ZM238 252H239V251H237V253H238ZM6 253H7V252H6ZM21 253H22V252H21ZM23 253H22V254H23ZM28 253H29V252H28ZM34 253H35V252H34ZM117 253H118V252H117ZM120 253H121V251H120ZM120 253H119V254H120ZM123 253H124V252H123ZM142 253H141V254H142ZM147 253H148V252H147ZM157 253H158V251H157ZM166 253H167V252H166ZM187 253H188V252H187ZM190 253H189V254H190ZM195 253H196V252L194 251V253H192V255H193V254L195 255ZM200 253H201V252H200ZM202 253H206V252L203 251ZM202 253H201V254H202ZM234 253L236 254V251H235ZM234 253H233V254H234ZM243 253H242V254H243ZM249 253H250V252H249ZM262 253H263V252H261V254H262ZM1 254H2V253H1ZM1 254H0V255H1ZM14 254H15V252H14ZM26 254H27V253H26ZM37 254H38V252H37ZM37 254H35V255H37ZM40 254H41V253H40ZM51 254H52V253H51ZM58 254H57V255H58ZM63 254H64V253H63ZM121 254H122V253H121ZM121 254H120V256H122ZM124 254H125V253H124ZM127 254H128V252H127ZM127 254H126V255H127ZM145 254H146V253H145ZM145 254H144V255H145ZM148 254H150V252H149ZM148 254H147V255H148ZM158 254H160V253H158ZM158 254H157V260H161V257H160V259H158ZM161 254H163V253H161ZM177 254H179V255H176V256L180 257V256L183 255V252H182L181 255H180V253H177ZM198 254H199V253H198ZM198 254H196L195 256H197ZM208 254H210V253H208ZM219 254H220V253H219ZM246 254H247V253H246ZM250 254H252V253H250ZM263 254H264V253H263ZM12 255H13V254H12ZM29 255L32 256L31 253H29ZM29 255H28V256H29ZM55 255H56V254H55ZM72 255H73V254H72ZM86 255H87V254H86ZM96 255H97V254H96ZM111 255H112V254H111ZM114 255H115V254H114ZM117 255H118V254H117ZM117 255H116V256H117ZM128 255H130V253H129ZM152 255H153V253H152ZM167 255H168V253H167ZM185 255H186V254H185ZM190 255H191V254H190ZM194 255H193V256H194ZM199 255H200V254H199ZM203 255H204V254H202V256H203ZM213 255H214V254H213ZM221 255H222V254H221ZM258 255H259V254H258ZM14 256H15V255H14ZM14 256H13V257H14ZM24 256L26 257V255H24ZM64 256H66V254H64ZM102 256H103V255H102ZM105 256H106V255H105ZM116 256H114V257H116ZM141 256H142V255H141ZM148 256H149V255H148ZM153 256H156V255H153ZM159 256H160V255H159ZM163 256H164V255H163ZM169 256L171 257V255H169ZM176 256H173V257H176ZM187 256H189V255H187ZM187 256H186V260H187ZM193 256H192V257H193ZM229 256H230V255H229V253H228V257H226V259H229ZM233 256H234V255H233ZM233 256H232V257H233ZM235 256H236V255H235ZM245 256H246V255H245ZM245 256H244V257H245ZM252 256H253V254H252ZM254 256H255V254H254ZM260 256L263 258L264 255H263V256L260 255ZM260 256H259V258L261 259ZM2 257H3V254H2ZM6 257H7V256H6ZM6 257H5V258H6ZM22 257H23V255H22ZM39 257H40V256H39ZM62 257H63V256H62ZM90 257H92V256H90ZM190 257H191V256H190ZM190 257H189V258H190ZM205 257H206V256H205ZM210 257H211V255H210ZM222 257H224V256H221V258H222ZM244 257H243V258H244ZM246 257H248V256H246ZM250 257H251V256H250ZM256 257H258V256H256ZM11 258H12V257H11ZM11 258H10V259L8 258V259L11 260ZM78 258H79V257H78ZM80 258H81V257H80ZM102 258H103V257H102ZM117 258H118V257H117ZM119 258H121V257H119ZM125 258H126V256H125ZM142 258H143V256H142ZM148 258H149V257H148ZM148 258H147V259H148ZM152 258H153V257H152ZM166 258H167V257H166ZM182 258H183V257H182ZM199 258H200V256H199ZM203 258H204V257H203ZM218 258L221 260L220 256H219ZM230 258H231V257H230ZM236 258H237V257H236ZM241 258H242V256H241ZM252 258H253V257H252ZM259 258H257V259L255 258V260H258ZM0 259H1V258H0ZM2 259H3V258H2ZM12 259H14V258H12ZM18 259H20V257H18L16 260H18ZM22 259H24V258H22ZM36 259H37V261H38V258H35V261H36ZM45 259H46V258H45ZM64 259H65V258H64ZM103 259H104V258H103ZM138 259H140V258L138 257ZM138 259H137V260H138ZM150 259H151V258H150ZM155 259H156V257H155ZM193 259H194V258H193ZM196 259L198 260V258H196ZM196 259H195V260H196ZM201 259H202V258H201ZM207 259H208V258H207ZM209 259L211 260V258H209ZM209 259H208V260H209ZM226 259H225V260H226ZM238 259H239V257H238ZM260 259H259L258 261H260ZM9 260H8V261H9ZM16 260L14 259V261H16ZM28 260H30V259H27V260H25V261H28ZM39 260H40V259H39ZM46 260H47V259H46ZM46 260H42V263H43V261H46ZM66 260L68 261L67 258H66ZM75 260H76V259H74V262H75ZM115 260H116V258H115ZM123 260H124V258H123ZM140 260H141V259H140ZM162 260H163V259H162ZM164 260H165V259H164ZM171 260H175V259H171ZM178 260H179V259H178ZM186 260H185V261H186ZM189 260H190V259H189ZM199 260H200V259H199ZM205 260H206V259H205ZM213 260L216 261L217 258L215 257V259H213ZM220 260H219V261H220ZM223 260H224V259H223ZM245 260H248V261L250 262V259H246V258H245ZM251 260L253 261L254 259H251ZM263 260H264V258H263ZM263 260H262V261H263ZM0 261L2 262V260H0ZM4 261H5V259H4ZM18 261H19V260H18ZM18 261H16V262H18ZM20 261H22V260L20 259ZM116 261H118V259H117ZM134 261H135V260H134ZM134 261H133V262H134ZM138 261H139V260H138ZM153 261H154V260H153ZM155 261H156V260H155ZM169 261H170V259L167 260V262H166V260H165V263L168 264ZM176 261H177V260H176ZM185 261H184V259H183L184 264H185ZM202 261H203V259H202ZM221 261H222V260H221ZM226 261H227V260H226ZM232 261H233V260H232ZM235 261H236V260H235ZM235 261H234V262H235ZM243 261H244V260L242 259V260H241V263H242ZM9 262H11V261H9ZM23 262H24V260H23ZM39 262H40V261H38V263H39ZM74 262H73V264H76V263H77V262H76V263H74ZM87 262H88V261H87ZM90 262H91V261H90ZM107 262H108V261H107ZM133 262H132V264H133ZM162 262H163V261H162ZM190 262H192V261H190ZM196 262H197V261H196ZM206 262H207V260H206ZM230 262H231V260H230ZM230 262H227V264H229ZM236 262L238 263V261H236ZM245 262H246V261H245ZM245 262H243V263H245ZM249 262H248V264H249ZM254 262H255V261H254ZM4 263H6V262H4ZM21 263H22V262H21ZM25 263H26V262H25ZM25 263H24V264H25ZM32 263H34V262L32 261ZM64 263H65V262H63V264H64ZM85 263H86V262H85ZM92 263H93V262H92ZM114 263H115V262H114ZM124 263H125V262H124ZM124 263H123V264H124ZM154 263H155V262H154ZM180 263H181V262H180ZM193 263H194V260H193ZM193 263H192V264H193ZM201 263H203V262H201ZM211 263H212V261H211ZM211 263L209 262V264H211ZM219 263H220V262H219ZM232 263H233V262H232ZM232 263H231V264H232ZM237 263H236V264H237ZM241 263H240V264H241ZM256 263H257V261H256ZM2 264H3V263H2ZM11 264H12V263H11ZM13 264H14V263H13ZM15 264H16V263H15ZM18 264H19V263H18ZM26 264H27V263H26ZM30 264H31V261H30ZM39 264H40V263H39ZM44 264H45V262H44ZM46 264H47V263H46ZM48 264H49V262H48ZM77 264H78V263H77ZM79 264H80V263H79ZM86 264H88V263H86ZM125 264H126V263H125ZM139 264H140V263H139ZM144 264H145V263H144ZM149 264H151V263H149ZM155 264H156V263H155ZM160 264H161V263H160ZM163 264H164V263H163ZM170 264H171V263H170ZM182 264H183V263H182ZM189 264H191V263H189ZM199 264H200V262H199ZM234 264H235V263H234ZM246 264H247V263H246ZM254 264H255V263H254Z\"/></svg>","mask_w":264,"mask_h":264}]
</instances>
